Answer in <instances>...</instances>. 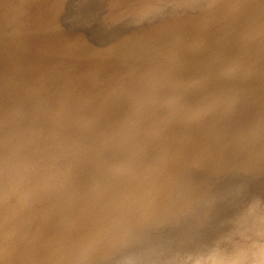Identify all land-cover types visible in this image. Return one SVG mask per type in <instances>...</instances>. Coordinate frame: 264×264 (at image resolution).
<instances>
[{
    "label": "rangeland",
    "instance_id": "1",
    "mask_svg": "<svg viewBox=\"0 0 264 264\" xmlns=\"http://www.w3.org/2000/svg\"><path fill=\"white\" fill-rule=\"evenodd\" d=\"M112 1L116 4L115 0H0V264H167V262L173 257H186L190 255L192 256L196 252L202 253V250L205 247H207L208 249H204V252L206 251V253H203L202 255L209 253L216 247H223L222 249L226 253L231 254L237 250H246L248 252H252L258 246L264 245V125L263 127H261L260 125H256L259 123L261 124V122L264 121L262 120L264 118L261 117L264 115V68L262 65V63H264V52H261L264 51V45L258 44L259 49H254V51L252 50V48L249 49L252 42L262 39L264 40V4H262L264 3V1L221 0L219 2L218 0H214V3H212L213 0H177L178 3H176V0H174V4V1L171 3L172 0H162L163 3H160L162 4V6H159L158 2L161 0H151L152 2L156 1L157 5L146 0L147 3L150 2L149 5L145 4L146 2L143 3V5H145L143 7L147 8L145 10L142 7L145 12L147 11L146 13H142L143 10L141 11L140 9L142 8L140 7L139 10L137 9L141 1L137 2L135 0V2H131L132 0H125V3L126 1H129V4H125L124 0H120L121 3L119 2V0H116L120 5L124 3L125 5L123 4V6H117V4L114 6ZM249 2H251L252 7L250 6V4H248ZM135 3H137V7L135 6ZM167 3L169 4V6L167 5ZM218 3H220L219 5L221 7L217 5ZM151 4L156 6L154 7ZM110 5H113L114 7L112 6L110 8ZM164 5L167 6L165 7ZM147 6H150L151 9H154L148 11ZM169 7H171L172 9H169ZM211 7L214 10L216 9L217 12L212 10ZM121 8L123 12H119V10L121 11ZM174 8L177 10H175ZM252 8L253 10H255V12H251ZM223 9H226V14L224 12V15H222L224 11ZM230 9L233 10L230 11ZM125 10L127 14L128 11L130 12L126 18H124L126 15V13H124ZM218 10H220L222 14L218 13ZM133 11H140V13H142L140 16L143 15L142 18L140 16L135 17L133 14L135 12ZM203 11H207V15ZM161 12H163L164 14ZM201 13L203 16L207 17H203L201 19H205V22L207 19L208 22L204 23V21L200 19V17H202L200 16ZM251 13L254 15V17L250 19V16L252 15ZM108 14L109 16L112 15L113 20L117 17L115 20H118L119 22L115 20H109V18L111 17H107ZM135 14L137 16L139 15L137 14V12ZM146 14L148 15V18L146 17ZM119 15L123 17L120 20L118 19ZM186 15L188 16L187 18L191 23L187 20L186 21L188 22V24L185 23V19L187 18L184 16ZM196 15L200 16L198 19L203 22L201 23L202 25H206V28L205 26L200 25L199 20L195 21V18L197 19ZM214 15L215 17H213ZM128 16H134V18L131 19L132 17L129 18ZM154 16L155 20L153 18ZM172 16H174V18ZM189 16H192L194 19H191V17L189 18ZM218 16H223L221 17L222 22L219 21L220 17ZM229 16L231 17V19ZM149 17H151V19H153L154 21L151 20L150 23V21H148L150 20ZM55 18L56 20L54 21L53 19ZM107 18L109 20V23L112 22L111 24L113 25H111V27L109 28L111 29L113 27L110 30L111 32L109 31V29H105L109 24ZM127 18L129 21L131 19V26L134 24V26L132 27L133 29L130 28L131 26L129 27L128 20H126L128 26L125 24V19ZM178 18H181V20L185 22L182 23L178 20L176 21V19ZM212 18H214V20H211ZM156 19L159 23H161V25L157 23ZM168 19L169 21L167 24L166 21ZM227 19L228 21L230 20V22H227V25H225ZM51 20H53L55 23ZM160 20H164V22H162H166L168 26L163 24ZM191 20L194 21L192 22ZM217 20L220 22L219 28ZM236 20H238V22L240 20V22L238 23ZM172 21L174 22L171 23ZM136 22H138L137 25L135 24ZM139 22L144 25H141L142 27L139 26ZM169 22L174 26H176L175 23L179 24L180 26H176V30L179 29V32L175 31V28L172 29V25H169ZM180 23H182L183 25L186 24L185 26L188 25L189 28H192L194 30H192L193 33L192 31H190L188 26L186 28H188L189 30L183 28L182 24ZM194 23L198 28H201L202 30L195 29L197 27L193 26L195 25ZM38 24L40 25L37 26ZM114 24H117L118 26H114ZM147 24H149L150 28L152 25L155 26L156 24H158V29L155 26L158 32L164 30V28L166 30L167 28L168 32L167 30L166 32L164 31L162 33L164 34L163 36L160 32L162 40L161 38L159 40H161L160 42L164 45V47L158 40L160 36L158 37L156 33L154 36V32L157 31L154 28L149 29V26ZM221 24L223 26L222 28L224 29L223 32H221L222 29H220ZM231 24L233 25L232 27ZM243 24L246 25V27ZM122 25H125L124 28ZM214 25L217 26V31L213 30L215 27ZM144 26L148 27V30H146ZM161 26L163 28L162 30ZM181 26L182 30L180 29ZM207 26L209 27V29H207ZM226 26H229V28L231 27V29L228 28V30H231V32L226 30ZM116 27H118V32L116 30ZM121 27L122 30H119V28L121 29ZM168 27L170 28V30ZM242 27L244 28V30L242 29ZM128 29H130L131 32L130 30L129 32H126L128 31ZM152 29L155 31L153 32ZM184 29L186 30V32L189 31L190 33L189 34L187 32L189 36V38L187 39L189 40L191 36V40H194V43L190 40L191 42L188 44L189 41L186 39L187 36L184 35L185 32H181L184 31ZM104 30H106L107 32ZM197 30L199 31V33L197 32ZM225 30L227 36L224 32ZM36 31L37 33L32 35V32L35 33ZM147 31H151L152 33L150 32L151 34H148ZM205 31H207V35ZM112 32H115L116 34ZM140 32H144L146 35H144V33L143 35L145 37L147 36V38L143 36L142 39L139 37L141 41L143 39H148V36L151 38L145 40V42H142V46L141 44H138L140 40L138 41L137 38L138 36L142 35ZM174 32H177L178 35L177 33L174 34ZM227 32L233 35H228ZM119 33L121 34V36L119 35ZM222 33L224 37L226 36L225 38L223 36L220 37ZM109 34L111 37L109 36ZM127 34L129 36H127ZM123 35L127 37H124ZM130 35L134 38L133 42L130 41V45H128L129 43L125 44L126 42L124 40L123 43H120L121 39L123 38H127V40H125L129 42L128 37H131ZM173 35H177L178 37L182 36V38H184L183 35L185 36V44L187 45V47L190 45L192 48V52H190V46V49L186 48L187 51L185 48H183L184 51L189 54L188 56L186 53V55L184 54L182 49L181 51L183 54L179 57V55L181 54L178 53L180 51L179 47H182V45L183 47H186L184 46L185 40H183L181 37L180 39L177 36L176 38L174 36L175 39H173ZM193 35L195 36V38ZM210 35L211 37L216 36V38L212 37L211 41H209ZM163 37H166L167 39H163ZM154 39H157L156 41L158 43L154 42ZM169 39L171 42L169 41ZM179 39L180 42L176 41V45H174V40ZM216 39H218L219 42L216 41ZM223 39H226V41H224ZM118 40L120 44L125 45V48L122 45L123 47L122 49H119V52L118 48L120 44L116 43L118 42ZM165 40L169 42H165ZM220 41L222 42V44ZM177 42H179V45ZM223 42L225 45L223 44ZM136 43L142 49L140 47L138 48V46H136ZM168 43H171L174 46L171 47ZM195 43L197 44V46ZM201 43L203 46L201 45ZM110 44L113 46L115 44H118V46L116 45V47L112 46V48L115 49L118 47L116 49V52L112 51V48L109 47L111 46ZM192 44L195 45L192 46ZM254 44L255 43H253L252 45ZM126 45H128L127 49ZM214 45L219 46V49L221 47L222 50L217 49ZM223 45L226 46V49ZM157 47H161L159 50L160 53L162 52L161 54L158 52ZM107 48H109L110 50H107ZM123 48L127 51L129 50V48L130 50L132 49L131 53L133 52V54H129L128 52H130V50L127 52ZM143 48H145L146 50ZM170 48H172V50H169L170 52H173L172 54L168 51V49ZM212 48H214L215 51H213L214 49ZM91 49H93L94 52ZM134 49L136 53L133 51ZM176 49L179 50L178 52H176L178 53V56L176 53L174 54V51H177ZM121 50L124 54H121ZM210 50L213 55H211ZM140 53L142 54L140 55ZM148 53L151 54L149 55ZM165 53H168L169 55L171 54L170 56L174 54L175 58H173L174 55L172 56V58H169V55L167 54L166 56H164L163 54ZM216 53L218 55L220 54V56L218 57ZM252 53L255 55L253 56ZM108 54H112L113 58ZM259 54L261 56H259ZM132 55L134 57L135 55H137V59H134ZM159 55L162 58L167 57L166 60L161 61L164 59H162ZM143 57L145 59H151H147L148 61H145L142 60ZM152 57L155 58V61H152L154 60ZM189 57L192 58V60L194 59L195 62H193ZM252 57L255 60L251 59ZM156 58L160 61H156ZM104 61L108 62L105 63ZM190 61H192L193 64ZM239 61H242L243 63H240ZM248 62L251 63L249 64ZM255 63L257 66L255 65ZM157 64L159 66H155L154 68V65ZM249 65H251L250 68ZM170 66L173 67L174 70L173 68H169ZM215 66L218 67L215 68ZM152 69L153 71L152 73H150ZM166 71L169 72L166 73ZM143 74L146 76H144ZM168 74H170V76H168ZM104 75L106 77L109 75L110 78H106ZM256 75H261V79L263 78V83H260V85L262 84L260 87H258L259 82H261L262 80L258 81L259 77H257ZM253 77L254 79H252ZM256 78L257 83L254 82ZM122 79L123 81L121 82ZM115 80H117L118 82ZM150 80L152 81V83ZM165 81L168 83V86ZM153 82L155 84H153ZM232 82L234 84V88L233 86L231 88V85H229L232 84ZM243 82L247 83L245 84ZM251 82H254L253 85H247ZM102 83L104 84L105 88ZM178 83L180 84V86ZM240 83L241 86L239 85ZM147 84L150 86L152 85L153 87L151 86L150 88V86H148ZM242 84L244 86L246 85L247 87H242ZM256 84L258 85L256 86ZM113 85L115 87H113ZM181 85H183V87H181ZM100 86L102 89H100ZM107 86L112 89L111 90L108 88V90H111V92L113 91L115 95L113 94V92L111 93L109 91V93L108 90H106ZM111 86L113 88L117 87L115 91ZM98 87L101 91L103 89L105 90L101 92L98 90ZM148 87L149 89H147ZM176 88L179 91H177ZM150 89H152L153 91H150ZM161 89L163 90L162 92ZM95 90H98V92H95ZM116 90L119 91L117 92ZM185 92L187 94H185ZM105 94L109 95L106 96ZM91 96L96 98L94 99ZM150 96L152 97L151 99H149ZM89 97L91 103L88 102ZM110 97H114L116 101L112 98L109 99ZM144 97L145 99H142ZM179 98L181 99L179 100ZM168 99L172 100L168 102ZM175 99L178 100L176 101ZM239 99L246 100H242L241 102L238 101ZM138 100L142 101V105L140 102H138ZM174 100L177 102L178 106L175 104ZM86 101L91 104V108ZM189 101L191 102L189 103ZM113 102L116 103L114 105L115 107L113 106ZM118 102L122 107L119 106ZM121 102L123 105L121 104ZM134 103L136 104V106ZM186 103L188 104L187 106L184 105ZM124 104L126 107H124ZM137 104H140L144 108H146V106L148 105L147 109L143 108L147 112H144V114H146L144 115V118L141 117L143 116L141 114L144 110L142 111V107L140 105L138 106ZM172 104L173 106L175 105V107L171 106ZM243 104L246 105L244 106ZM117 106H119V108ZM129 106H132L131 108H134V115L132 110L127 108ZM249 106L251 109L248 110L247 108H249ZM170 107L172 109H170ZM231 107L233 108V111H230L232 110ZM88 108L89 111H92V113L88 112ZM113 108L114 112H116L117 116H119L115 117V115H111L112 119H110L111 116L107 115L106 111L107 113L108 111H110L111 113L113 110L111 111L110 109ZM135 108L139 111V113L135 110ZM242 108H245L247 110H242ZM129 110L130 114L135 119L133 117H130L131 115L129 114ZM238 110H240V112ZM253 110H255L256 113H259L260 111V115L263 112V115L261 116H259V114L257 113L260 118L255 114V117H258L261 122L258 120V118L254 121L255 117H252V115H254L255 111ZM94 111L96 114H94ZM117 111H119V113ZM122 111L125 114L124 116L122 115ZM245 111H247L248 113L251 112L249 118L247 115L248 113L246 112V114ZM81 113L84 115L80 116ZM174 113L175 116L173 115ZM99 114H101V117L103 115V119L100 118ZM120 114L125 118L129 117L131 121L123 117L122 118L124 120H120L122 119L120 118ZM150 114H153V116H151ZM219 114H221L222 116H219ZM225 114L227 117L225 116ZM106 115L110 117L108 118ZM135 116H139L140 118L137 117L136 119ZM223 117L225 118L223 119ZM251 117L253 118L254 123ZM78 118H80L81 120H79ZM107 118L108 122L106 121ZM233 118H235V120H233ZM245 118H247L248 120ZM98 119L100 121L97 122ZM132 119L134 120V122L132 121ZM237 119H239V121H237ZM87 120H89L90 122ZM93 120L95 121L93 122ZM126 120H128V122ZM143 120H145L144 123ZM179 120L181 124L177 123ZM159 121L161 123H159ZM220 121H222L221 124H219ZM249 121L252 122L250 123ZM95 122L97 123V127ZM120 122L123 123V130L128 128L126 131L123 132V130L120 128L122 125ZM104 123H108L107 125L109 127ZM110 123L111 125H109ZM246 123L250 124L248 126L249 128L246 127ZM100 124H103V126H101ZM216 124L218 125L216 126ZM262 124H264V122ZM93 125H95V127H93ZM128 125H130L129 127L131 128L132 132H130V128L128 127ZM206 126L208 128H205ZM212 126L213 128H211ZM253 126L255 127L253 128ZM153 127L155 128L153 129ZM255 128L257 130H255ZM103 129L104 131H102ZM105 130L107 131L106 136H104ZM203 130L204 132H202ZM111 131L113 132L112 139L110 137L111 133L110 136H108V132ZM197 131L201 132L202 134H198ZM76 133H78V135ZM196 133L198 135H196ZM99 134L101 136L103 134L102 138L99 136ZM208 135L210 136V139ZM230 135L232 138L230 137ZM75 136L77 137V139ZM108 137H110V142H107ZM67 138H69V140H71L72 138L71 141H75L76 143L72 142L71 144L74 143L72 146L71 144H67L68 142H71L69 140L67 141ZM105 138L107 139V143L104 142ZM118 139L122 143L119 142ZM127 139L129 140V142ZM64 140H66L67 143ZM76 140L81 142V145ZM77 143L82 147V149L85 148V151H80L82 150L80 146V148L78 147L79 150L76 147L78 150L77 151L76 148H74L75 146H78ZM186 143L189 144V146ZM209 143L211 144L209 145ZM214 143L217 145H219L220 143L221 144L218 146V148ZM237 144H239L238 146H240L241 148L237 147ZM60 145H67L69 147L71 146V148L66 146V149L64 147L63 151H66L69 148L70 152H74L72 154L73 158H75L76 160H73L70 152L64 151V153H62L61 148L63 147H60ZM138 145H140L141 147H138ZM135 147L138 149L135 150ZM143 147L145 150L143 149ZM74 150L77 154L79 151L82 152L81 155L79 153L78 155L80 156H77ZM52 152L53 155L55 154V152L56 154L59 152V155L55 154L54 156L60 157V159L66 158L65 160L62 159L66 163L63 164L62 160V162L56 161L55 159H59L57 157H53L54 160L53 158L51 159L52 155L50 154H52ZM125 152H128V154ZM186 152H188V154H186ZM99 153L101 155H99ZM105 153H107V156H105ZM198 154L200 155V157ZM67 155L71 156L72 159ZM102 156L103 158H105V160L101 158ZM67 157H69L70 160ZM215 157L217 158V160ZM33 158H37L38 160L42 161L44 167L46 166L45 164H47V166H50L51 168H53V170L56 166L59 165L58 163H62L57 167L58 169H55H57L56 171H58V175L59 173L60 175H62L63 173V175L58 176L57 174H55L56 171L55 173L53 170L51 171L50 167H46L47 170H43L44 167L42 166L43 168L40 169L41 166L37 167L36 165H34V162L37 159H34L32 161ZM48 158L50 159V161L54 162V167H52L53 165L51 166L53 162H50L49 164L44 163L47 161L49 162V160H46ZM131 158L133 159L131 160ZM200 158L204 159L202 160ZM212 158H214V160ZM97 160L99 163H95L93 165V161L96 162ZM126 160L128 161L126 162ZM55 161L57 162V165L55 164ZM220 161H222V163ZM60 166L63 172L62 170L61 172H59ZM39 170H41L40 172H42V170L44 172L48 171V175L44 172H42L43 174H40L42 176L45 174L43 178L41 176L42 180L45 179L44 181H42L44 183L40 182L41 178L40 175H38L40 172H37ZM108 171L110 172L108 173ZM128 172H130L131 174L129 173L128 175ZM157 180L158 182L156 183L155 181ZM38 181L40 182V185L45 184L44 187L46 188H44V191H42L43 186L41 187ZM61 181L64 182L66 188L68 186L69 187L67 189H64V184L61 183ZM48 182H52V185ZM72 182H76V185L70 186L69 184H72ZM117 182L119 185L117 184ZM47 183L48 185H50L49 187L46 186ZM60 184L62 186H59ZM33 185L41 187L40 189L42 190L40 191V194L35 196H31L26 193L20 194L23 192V190L25 191L27 189H33V187L37 188ZM53 185L56 186V189L58 187V190H55ZM60 187H62L64 191ZM148 187H150V189ZM59 189H61V191ZM149 193L154 196H150ZM18 196L22 201L25 200V202L20 201V204L22 205L17 202L20 200L17 198ZM151 197L152 199H150ZM96 199H98L100 203L98 202L97 204L98 200ZM141 199L143 200L141 201ZM246 199L247 201H245ZM74 200H76V202L78 200L80 201H78L76 204L74 203ZM140 202L142 203L141 205ZM24 203L25 205H23ZM65 204L66 208L68 209L69 207H71L70 209H72L73 207L74 208L72 210L69 209L70 211L66 210ZM67 204L69 205L68 207ZM100 204H102V206H100ZM155 204L156 206H154ZM86 205L88 206V209ZM96 205H99L100 207H97ZM150 207L151 209H149ZM92 208L94 209L92 210ZM127 209L129 213L126 212ZM93 211L96 212L94 213ZM103 214L105 217L103 216ZM125 214L127 215L125 216ZM107 215L109 217H107ZM98 217L101 218L102 221ZM102 217L104 220L102 219ZM147 217L150 219H147ZM109 218L111 219V221ZM123 219L124 221L122 222ZM136 221H143L146 224L140 222L141 225H139L138 222V224H136ZM103 222H106L105 225H103ZM110 222L113 223L114 226L112 225L111 227ZM151 223L152 226L150 225ZM100 225H102L101 227H104L105 231L107 230L106 232L109 238L107 237L106 232L102 231L104 229L100 228ZM142 225H144L145 227ZM106 227L108 228L106 229ZM114 227L115 229L113 231ZM125 227L127 228L125 229ZM129 228H132V230H130ZM97 230L100 231L102 235L98 233ZM116 230L117 232L115 233ZM130 232H132L131 234L134 238L131 236ZM121 233L123 234L121 235ZM99 234L101 237H99ZM128 236L130 237L127 238ZM230 236L232 240L230 239ZM202 238H205V242H203V240H199ZM108 239L113 240L110 241ZM128 239L131 240L129 241ZM84 240H86V242ZM228 241L231 243H229ZM76 242L77 245L75 244ZM226 243H228V245H226ZM117 244L121 249H119ZM195 244L198 245L196 246ZM88 246L90 247L89 249ZM202 246L204 247L202 248ZM114 250L116 251V253ZM58 251L60 253H58ZM108 251L110 252L108 253ZM198 253L195 254V256L198 255ZM201 253L199 255H201ZM150 256L152 258H150Z\"/></svg>",
    "mask_w": 264,
    "mask_h": 264
},
{
    "label": "bare ground",
    "instance_id": "2",
    "mask_svg": "<svg viewBox=\"0 0 264 264\" xmlns=\"http://www.w3.org/2000/svg\"><path fill=\"white\" fill-rule=\"evenodd\" d=\"M108 1H109V0H108ZM129 1H131V0H129ZM129 1H126V3L129 4V3H128ZM133 1L135 2V0H132L131 2H133ZM136 1H137V2H138V1L140 2V1H141V2H142V3L140 2L141 4L139 3V6H138V8H137L138 10H139L140 8H142L143 6H145V5H143V3H145V2H146L145 4H148V5H149L150 2H151V3H154V4L157 5V2H156V1H155L156 3H155V2H152L153 0H152V1H151V0H147V1H150L149 3H147L146 0H136ZM157 1H159V0H157ZM163 1H164V0H163ZM166 1H168V0H166ZM173 1H174V0H172L171 3H172ZM178 1H179V0H178ZM181 1H182V0H181ZM186 1H187V0H186ZM194 1H195V0H194ZM196 1H198V0H196ZM211 1H212V0H211ZM218 1L220 2L221 0H218ZM263 1H264V0H263ZM115 2H116V4H117V6L120 5L119 2L121 3L120 0H119L118 3H117L116 0H115ZM122 2H123V1H122ZM183 2H184V1H183ZM188 2H189V1H188ZM201 2H202V1H201ZM222 2H223V1H222ZM228 2H229V1H228ZM112 3H113L114 6L116 5L113 1H112ZM112 3H111V4H112ZM124 3H125V0H124ZM124 3H122L120 6H123ZM126 3H125V4H126ZM158 3H159V4H158L159 6H160V5L162 6V4H160V3H163V2H162V0H161V1H159ZM168 3H169V2H168ZM168 3H167V5L169 6ZM176 3H178L177 0H176ZM179 3H180V2H179ZM189 3H190V2H189ZM204 3H205V2H204ZM212 3H214V0H213ZM212 3H211V4H212ZM216 3H217V1H216ZM241 3H242V2H241ZM245 3H246V2H245ZM261 3H262V1H261ZM125 4H124V5H125ZM135 4H136V5H135ZM135 4H134V5L137 7V3H135ZM164 4H166V3H164ZM174 4H175V1H174ZM185 4H186V2H185ZM219 4H220V3H218L217 5H219ZM238 4H240V3H238ZM248 4H250V6H251V2H249ZM254 4H255V3H254ZM262 4H264V3H262ZM113 5H112V6H113ZM151 5H153V4H151ZM156 5H153V6L155 7ZM167 5H166V6H167ZM226 5H227V4H226ZM226 5H225V7H226ZM257 5H258V4H257ZM112 6L110 5V8H111ZM114 6H113V7H114ZM159 6H158V7H159ZM164 6H165V5H164ZM166 6H165V7H166ZM172 6H173V5H172ZM194 6H195V5H194ZM215 6H216V5H215ZM219 6H220V5H219ZM227 6H228V5H227ZM229 6H230V5H229ZM241 6H242V5H241ZM248 6H249V5H248ZM108 7H109V5H108ZM139 7H140V8H139ZM147 7H148V6H147ZM217 7H218V6H217ZM220 7H221V6H220ZM220 7H219V8H220ZM245 7H246V6H245ZM245 7H244V9H245ZM251 7H252V6H251ZM110 8H109V9H110ZM143 8H144L145 10L147 9V8H145V7H143ZM143 8L140 9V10L142 11ZM149 8H150V6L148 7V11H151L152 9H154V8H152V9H151V8L149 9ZM170 8H171V7H169V9H170ZM188 8H189V7H188ZM193 8H194V7H193ZM239 8H240V7H239ZM260 8H261V7H260ZM260 8H259V9H260ZM263 8H264V7H263ZM123 9H124V8H123ZM125 9H126V8H125ZM158 9H159V8H158ZM171 9H172V8H171ZM174 9H175V8H174ZM190 9H191V8H190ZM211 9H212V7H211ZM221 9H222V8H221ZM248 9H249V8H248ZM256 9H258V8H256ZM126 10H127V9H126ZM126 10L124 11V13H126ZM161 10H162V8H161ZM166 10H167V8H166ZM175 10H177V9H175ZM183 10H184V9H183ZM183 10H182V11H183ZM192 10H193V9H192ZM202 10H203V9H202ZM207 10H208V8H207ZM209 10H210V9H209ZM212 10H214V9H212ZM223 10H224V9H223ZM225 10H226V9H225ZM225 10L223 11V14L220 12V10H218V13H221L222 15H224ZM231 10H233V9H230V11H231ZM263 10H264V9H263ZM153 11H154V10H153ZM155 11H156V9H155ZM155 11H154V12H155ZM171 11H172V10H171ZM179 11H180V10H179ZM214 11H216V9H215ZM234 11H235V10H234ZM234 11H232V12H234ZM241 11H242V10H241ZM246 11H247V9H246ZM246 11H245V12H246ZM252 11L255 12V10H253V8H252L251 12H252ZM108 12H109V10H108ZM119 12H123L122 8H121V11L119 10ZM133 12H135V11H133ZM133 12H132V13H133ZM136 12H137V14H139L138 16L135 14ZM136 12L133 13L134 16H135V17H139L142 13H146L147 11L145 12V11L143 10L142 13H140V11H139V12L136 11ZM164 12H165V11H164ZM203 12L206 13V15H207V11H206V12L203 11ZM208 12H209V11H208ZM216 12H217V11H216ZM236 12H237V11H236ZM256 12H258V11H256ZM129 13H130V12L128 11V14H129ZM149 13H150V12H149ZM156 13H157V11H156ZM161 13H163V12H161ZM166 13H167V12H166ZM249 13H250V12H249ZM260 13H261V12H260ZM119 14H122V13H119ZM128 14L126 13L125 17H124V14H123V17L126 18ZM158 14H159V11H158ZM163 14H164V13H163ZM175 14H176V13H175ZM175 14H174V15H175ZM188 14H189V13H188ZM199 14H200V13H199ZM225 14H226V12H225ZM233 14H235V13H233ZM240 14H242V13H240ZM251 14H252V13H251ZM255 14H256V13H255ZM261 14H262V13H261ZM181 15H182V14H181ZM219 15H220V14H219ZM237 15H238V14H237ZM245 15H246V14H245ZM252 15H253V14H252ZM252 15H251V16L249 15V16H250V19L254 17V15H253V16H252ZM258 15H259V14H258ZM258 15H257V16H258ZM49 16H50V15H49ZM108 16H109V14L107 15V17H108ZM134 16H133V17H132V16H128V17H129V18L132 17L131 19H133ZM142 16H143V15H142ZM142 16H140V17L142 18ZM147 16H148V15L146 14V17H147ZM150 16H152V15H150ZM155 16H157V15H155ZM155 16L153 17L154 20H155ZM169 16H170V15H169ZM175 16H176V15H175ZM196 16H197V15H196ZM200 16H202V17H200ZM200 16L198 15V16H197V19L195 18V21H196V20H199V19H198L199 17H200V19L203 18V17H206V16H203L202 13H201ZM211 16H212V15H211ZM226 16H227V15H226ZM226 16H224V17H226ZM242 16H243V15H242ZM109 17L112 18V15H110ZM115 17H116V16H115ZM115 17H114V18H115ZM119 17H120V18H119ZM123 17H122L121 15H119V16H118V19L120 20V19L123 18ZM172 17L174 18V16H172ZM182 17H183V16H182ZM184 17L187 18L188 16L186 15V16H184ZM190 17H191V19L193 18L192 16H189V18H190ZM194 17H195V16H194ZM213 17H215V15H214ZM218 17H220V16H218ZM221 17H223V16H221ZM221 17H220L219 21H221V19H222ZM229 17H230V16H229ZM246 17H247V16H246ZM103 18H104V17H103ZM111 18H109V20H113V18H112V19H111ZM116 18H117V17H116ZM116 18H115V19H116ZM147 18H148V17H147ZM157 18H158V17H157ZM160 18H161V17H160ZM206 18H207V17H206ZM216 18H217V17H216ZM227 18H228V17H227ZM48 19H50V18H48ZM115 19H114V20H115ZM131 19H130V21L128 20V18L125 19V24H126V25L128 24L127 21H126V20H128V22H129V27L131 26V23H130V22H131ZM138 19H139V18H138ZM149 19H150V20H148V21H150V23H151V20H153V19H151V17H149ZM158 19H159V18H158ZM166 19H167V18H166ZM193 19H194V18H193ZM228 19H229V18H228ZM228 19H227V21L225 22V25H227V24H226L227 22H230V20L228 21ZM230 19H231V17H230ZM232 19H234V18H232ZM239 19H240V18H239ZM242 19H243V18H242ZM244 19H245V18H244ZM259 19H260V18H259ZM53 20L55 21L56 18L53 19ZM53 20H51V21H53ZM109 20H108V18H107L108 23H109ZM114 20H113V21H114ZM142 20H143V19H142ZM146 20H147V19H146ZM154 20H153V21H154ZM156 20H157V19H156ZM164 20H165V19H164ZM164 20H162V21L164 22ZM172 20H173V19H172ZM177 20H178L179 22H182V23L185 22L186 20H187L188 22H190V20H188V18L185 19V21H182L181 18L176 19V21H177ZM201 20H202V19H201ZM204 20H205V19H204ZM204 20H202V21H204ZM209 20H210V19H209ZM211 20H214V18H212ZM223 20H224V19H223ZM253 20H255V19H253ZM54 21H53V22H54ZM115 21L119 22L118 20H115ZM160 21H161V20H160ZM162 21H161V22H162ZM168 21H169V19L166 21L167 24H168ZM176 21H175V22H176ZM187 21L185 22L186 24H188ZM191 21H192V20H191ZM193 21H194V20H193ZM193 21H192V22H193ZM199 21H200V20H199ZM199 21H197V22H199ZM217 21H218V20H217ZM219 21H218V28H219V24H220ZM232 21H233V20H232ZM236 21L238 22V20H236ZM248 21H249V20H248ZM122 22H124V21H122ZM140 22H141V21H140ZM140 22H139V23H140ZM143 22H144V21H143ZM163 22H162V23H163ZM166 22L163 23V24H165L166 26H168V25L166 24ZM173 22H174V21H172L171 23H173ZM179 22H178V23H179ZM206 22H208L207 19H206ZM206 22L204 21V23H206ZM212 22H213V21H212ZM215 22H216V21H215ZM221 22H222V21H221ZM234 22H235V21H234ZM234 22H233V23H234ZM239 22H240V20H239ZM239 22H238V23H239ZM241 22H242V21H241ZM246 22H247V21H246ZM254 22H255V21H254ZM256 22H257V21H256ZM54 23H55V22H54ZM111 23H112V22H111ZM111 23H109V24L107 25V28H105V29H109V28L111 27V25H112ZM141 23H142V22H141ZM141 23L139 24V26L144 25V24H141ZM152 23H154V22H152ZM157 23H159L158 20H157ZM169 23H170V22H169ZM171 23H170L169 25H172ZM182 23H180V24H182ZM190 23H191V22H190ZM201 23H203V22L200 21V25H202ZM213 23H214V22H213ZM213 23H211V24H213ZM223 23H224V21H223ZM238 23H237V25H238ZM249 23H250V22H249ZM252 23H253V22H252ZM263 23H264V22H263ZM120 24H121V23H120ZM122 24H124V23H122ZM135 24L137 25L138 22H136ZM159 24L161 25V23H159ZM163 24H162V26H163ZM175 24H176V26L179 25V24H177V23H175ZM186 24H185V25H186ZM194 24H195V23H194ZM247 24H248V23H247ZM254 24H255V23H254ZM39 25H40V24H38L37 26H39ZM116 25H117V24H114V26H116ZM147 25L149 26V24H147ZM157 25H158V24H156L155 26H156L157 29H158V26H157ZM185 25L182 24L183 28L188 29L189 26L187 25L188 28H186L187 26H185ZM192 25H193V24H192ZM197 25H198V24H197ZM216 25H217V24H216ZM225 25H224V27H225ZM234 25H235V24H234ZM237 25H236V26H237ZM239 25H240V24H239ZM243 25H244V24H243ZM252 25H253V24H252ZM49 26H50V21H49ZM112 26H113V25H112ZM117 26H118V25H117ZM122 26H123V25H122ZM124 26H125V25H124ZM124 26H123V28H124ZM127 26H128V25H127ZM133 26H134V24H133L130 28L133 29V28H132ZM145 26H146V25H145ZM145 26H144V27H145ZM152 26H153V27H152ZM152 26H151V28H154V29L156 30V27H155L154 25H152ZM162 26H161V30L163 29ZM173 26H174V25H172V29L175 28V31H178V30H179V29L176 30V26H174V27H173ZM179 26H180V25H179ZM182 26H181V28H180L181 30H182ZM184 26H185V27H184ZM193 26L197 27L196 24L193 25ZM202 26H205V28H206V25H205V24L202 25ZM214 26H215V25H214ZM214 26H213V27H214ZM229 26H230V25H229ZM229 26H226L227 29H226V28H225V29H226L227 31H230V32H231V30H228ZM232 26H233V25L231 24V27H232ZM244 26L246 27V25H244ZM247 26H248V25H247ZM249 26H250V25H249ZM129 27H128V28H129ZM136 27H137V26H136ZM141 27H142V26H141ZM213 27H212V28H213ZM215 27H216V29H215ZM215 27H214L213 30H214V31H217L218 28H217V26H215ZM222 27H223V26H222V24H221V27H220V29H222L221 32H223V30H224ZM231 27H230L229 29H231ZM234 27H235V26H234ZM237 27H238V26H237ZM258 27H259V26H258ZM19 28H20V27H19ZM112 28H113V27H112ZM112 28H111V29H112ZM114 28H115V27H114ZM117 28H118V27H116V30H117ZM151 28H150V26H149V29H151ZM159 28H160V27H159ZM168 28H169V27H168ZM212 28H210V29H212ZM238 28H239V27H238ZM15 29H16V28H15ZM17 29H18V28H17ZM24 29H25V28H24ZM30 29H31V28H30ZM33 29H34V28H33ZM33 29H32V30H33ZM111 29H109V31H110ZM126 29H127V28H126ZM139 29H140V28H139ZM142 29H143V28H142ZM145 29L148 30V27H145ZM172 29H171V30H172ZM185 29H184V31H181V32H185V34H184V33H183V34L187 36V37H186V39H187V38H189V36H188L189 31H187V32H188V33H187ZM189 29H190V31L193 30L192 28H189ZM189 29H188V30H189ZM195 29H199V30H200L201 28H198V27H197V28H195ZM207 29H209L208 26H207ZM234 29H237V28H234ZM234 29H233V30H234ZM240 29H241V28H240ZM242 29L244 30L243 27H242ZM242 29H241V30H242ZM246 29H247V28H246ZM261 29H263V28H261ZM20 30H21V29H20ZM32 30H31V31H32ZM38 30H39V29H38ZM113 30H115V29H113ZM119 30H122V27H121V29L119 28ZM129 30H130V29H128V31H126V32H129ZM155 30L152 29L153 32H154ZM166 30H167V28H166ZM166 30H165V28H164V30L160 31L162 36L164 35V34H162V33H163L164 31L166 32ZM169 30H170V28H169ZM201 30H202V29H201ZM213 30H212V31H213ZM226 30L224 31L225 34H226ZM243 30H242V31H243ZM27 31H28V30H27ZM31 31H30V34H31ZM104 31H106V30H104ZM123 31H124V30H123ZM139 31H140V30H139ZM141 31H142V30H141ZM143 31H145V30H143ZM156 31H157V32H154V36H155V33H156L157 36L159 37V36H160V32H158V30H156ZM193 31H194V30H193ZM193 31H192V33H193ZM210 31H211V30H210ZM219 31H220V30H219ZM239 31H240V30H239ZM239 31H238V32H239ZM106 32H107V31H106ZM110 32H111V31H110ZM110 32H109V33H110ZM117 32H118V30H117ZM130 32H131V30H130ZM147 32H148V31H147ZM150 32H151V31H149L148 34H149ZM167 32H168V30H167ZM172 32H173V31H172ZM178 32H179V31H178ZM197 32L199 33L198 30H197ZM202 32H203V31H202ZM206 32H207V31H205V33H206ZM247 32H248V31H247ZM257 32H259V31H257ZM26 33H27V32H26ZM26 33H25V34H26ZM36 33H37V31H36L35 33L32 32V35H33V34H36ZM112 33H115V32H112ZM132 33H133V32H132ZM140 33H141V32H140ZM143 33H144V32H143ZM143 33H141V34H142L141 36H138V37L136 36V37L138 38V41H139V40L141 41L142 37H143L144 35H146L145 33H144V35H143ZM151 33H152V32H151ZM151 33H150V34H151ZM175 33H177V32H174V34H175ZM186 33H187V34H186ZM215 33H217V32H215ZM227 33H228V32H227ZM242 33H243V32H242ZM263 33H264V32H263ZM110 34H111V33H110ZM110 34H109V36H110ZM115 34H116V33H115ZM135 34H136V33H135ZM158 34H159V35H158ZM167 34H170V33H167ZM189 34H190V33H189ZM210 34H211V33H210ZM213 34H214V33H213ZM230 34H231V33H230ZM230 34L228 33V35H230ZM236 34H237V33H236ZM257 34H258V33H257ZM257 34H256V35H257ZM261 34H262V32H261ZM22 35H23V34H22ZM26 35H28V34H26ZM119 35L121 36L120 33H119ZM132 35H133V34H132ZM165 35H166V34H165ZM177 35H178V33H177ZM177 35H176V36H177ZM179 35H180V34H179ZM181 35H182V33H181ZM184 35H183V37L185 38ZM195 35H196V34H195ZM197 35H198V34H197ZM200 35H201V34H200ZM206 35H207V33H206ZM206 35H205V36H206ZM211 35H212V34H211ZM211 35H210V39H209V41H211V38H212V37H215V38H216V36H212V37H211ZM232 35H233V34H231V36H232ZM28 36H29V35H28ZM30 36H31V35H30ZM112 36H113V35H112ZM123 36H124V35H123ZM127 36H129V35L127 34ZM127 36H124V37H127ZM130 36H131V35H130ZM151 36H152V35H151ZM154 36H153V37H154ZM157 36H156V37H157ZM174 36H175V35L172 36L173 39L176 38V36H175V38H174ZM193 36H194V35H193ZM202 36H203V35H202ZM202 36H201V37H202ZM205 36H204V37H205ZM221 36H223V33H222V35H220V37H221ZM226 36H227V34H226ZM226 36H225V37H226ZM231 36H230V37H231ZM258 36H259V35H258ZM96 37H97V36H96ZM110 37H111V36H110ZM116 37H117V36H116ZM139 37H140L141 39H139ZM144 37H145V36H144ZM153 37H152V39H153ZM167 37H168V36H167ZM177 37H178V36H177ZM180 37L182 38V36H180ZM180 37H178V38H180ZM217 37H218V36H217ZM223 37H224V36H223ZM225 37H224V38H225ZM233 37H234V36H233ZM256 37H257V36H256ZM22 38H23V37H22ZM112 38H114V37H112ZM128 38H129V39H128L129 42L126 41L127 38H123V39H121V42H120V43H123V40H124V41L126 42L125 44H128V43H129L128 45H130V41L133 42V41H134V40H133L134 38H133L132 36H131V37H128ZM130 38H131L132 40H131ZM137 38H136V40H137ZM145 38H147V36H146ZM160 38H161V40H162V37H161V36L158 38V40H159ZM169 38H170V37H169ZM181 38H180V39H181ZM184 38H182V39L185 40V41H184V46H186V47H183V45H182V47H179V46H178V47L180 48V51H181L183 48L186 49V48H189V46H190V45H189V46L187 47V45L185 44L186 39H184ZM194 38H195V36H194ZM218 38H219V37H218ZM227 38H229V37H227ZM97 39H98V38H97ZM108 39H109V38H108ZM117 39H118V38H117ZM125 39H126V40H125ZM148 39H151V38L148 36ZM148 39H145V40H148ZM163 39H167V38H166V37H163ZM173 39H172V40H173ZM180 39H179V40H174V43H175L174 45H176V41H179V42H180ZM199 39H200V38H199ZM246 39H247V38H246ZM145 40L143 39L141 42L139 41L138 44L140 45L142 42H145ZM154 40H155V39H154ZM156 40H157V39H156ZM156 40H155L154 42H157ZM161 40H159V42H160ZM187 40H188V39H187ZM190 40H191V36H190V39L188 40V41H189L188 44L192 41V40H191V41H190ZM195 40H196V39H195ZM203 40H205V39H203ZM207 40H208V39H207ZM220 40H221V39H220ZM223 40H224V39H223ZM243 40H244V39H243ZM243 40H241V41H243ZM249 40H250V39H249ZM151 41H152V40H151ZM169 41H170V39H169ZM169 41L165 40V42H169ZM193 41H194V40H193ZM193 41H192V42H193ZM200 41H201V40H200ZM216 41H218V39H216ZM224 41H226V39H225ZM263 41H264V40L262 39V40H257V41L252 42V43L250 42V43H251V45H250L251 47H250L249 49L252 48L253 51H254V49H255V50L259 49V45H264ZM146 42H148V41H146ZM154 42H151V43H154ZM162 42H163V41H162ZM165 42H164V43H165ZM170 42H171V41H170ZM179 42H177L178 45H179ZM181 42H182V40H181ZM197 42H198V41H197ZM205 42H207V41H205ZM218 42H219V41H218ZM220 42H221V41H220ZM96 43H97V42H96ZM116 43L120 44V43H119V40H118V42H116ZM157 43H158V42H157ZM172 43H173V42H172ZM193 43H194V42H193ZM209 43H210V42H209ZM213 43H214V41H213ZM253 43H255L256 45H255V44L252 45ZM111 44H112V43H111ZM111 44H110V45H111ZM113 44H114V43H113ZM118 44H115L114 46L116 47V45L118 46ZM131 44H132V43H131ZM136 44H137V43H136ZM136 44H135V45H136ZM138 44H137L136 46H138ZM142 44H143V43H142ZM142 44H141V46H142ZM148 44H149V43H148ZM160 44H162V43L160 42ZM160 44H159V45H160ZM168 44H169L171 47L174 46V45H172L171 43H168ZM195 44H196V43H195ZM195 44H194V45H195ZM203 44H204V43H203ZM217 44H218V43H217ZM221 44H222V42H221ZM223 44H224V42H223ZM240 44H241V43H240ZM258 44H259V45H258ZM105 45H106V44H105ZM122 45H123L124 48H125V45H124V44H120L121 47H120V46H119V48L117 47V48H118V52H119V49H120V48L122 49V47H123ZM128 45H126V49H127ZM154 45H155V44H154ZM162 45H163V44H162ZM162 45H161V46H162ZM194 45L192 44V46H194ZM198 45H199V44H198ZM201 45H202V43H201ZM204 45H205V44H204ZM224 45H225V44H224ZM224 45H223V46H224ZM226 45H227V44H226ZM241 45H242V44H241ZM100 46H101V45H100ZM112 46H113V45H111V46H109V47L112 48ZM114 46H113V47H114ZM131 46H132V45H131ZM143 46H144V45H143ZM157 46H158V45H157ZM166 46H167V45H166ZM170 46H168V47H170ZM180 46H181V45H180ZM196 46H197V44H196ZM196 46H195V47H196ZM202 46H203V45H202ZM205 46H206V45H205ZM205 46H204V47H205ZM214 46H215L217 49H219V48H218L219 46H216V45H214ZM221 46H222V45H221ZM107 47H108V46H107ZM129 47H130V46H129ZM132 47H133V46H132ZM132 47H131V48H132ZM134 47H135V46H134ZM139 47H140V46H138V48H139ZM155 47H156V46H155ZM163 47H164V45H163ZM163 47H162V48H163ZM168 47H167V48H168ZM224 47H225V49H226V46H224ZM248 47H249V46H248ZM105 48H106V47H105ZM105 48H104V49H105ZM117 48H116V49H117ZM124 48H123V49H124ZM140 48H141V47H140ZM148 48H149V47H148ZM158 48H159V47H157V50H158V52H159V50H160L161 47H160L159 49H158ZM167 48H166V49H167ZM175 48H176V46H175ZM175 48H173V49H175ZM179 48H178V49H179ZM190 48H191V46H190ZM190 48H189V49H190ZM196 48H197V47H196ZM199 48H200V47H199ZM206 48H207V47H206ZM222 48H223V47H222ZM228 48H229V47H228ZM233 48H234V47H233ZM93 49H94V48H93ZM93 49H91V50H93ZM108 49H109V48H107V50H108ZM113 49H114V50H113ZM116 49H115V48H112V51H115V52H116ZM135 49H136V48H135ZM135 49H134L133 51L136 53ZM141 49H142V48H141ZM143 49H145V48H143ZM194 49H195V48H194ZM194 49H193V50H194ZM197 49H198V48H197ZM212 49H214V48H212ZM220 49H221V47H220ZM220 49H219V50H220ZM223 49H224V48H223ZM36 50H37V49H36ZM109 50H110V49H109ZM124 50H125V49H124ZM129 50H130V48H129ZM129 50H128V51H129ZM131 50H132V49H131ZM131 50H130V52H128L127 50H125V51H127V52L130 54V53H131ZM145 50H146V49H145ZM152 50H153V49H152ZM157 50H156V51H157ZM169 50H172V48L168 49V51H169ZM176 50H177V49H176ZM221 50H222V49H221ZM232 50H233V49H232ZM95 51H96V49H95ZM147 51H149V50H147ZM147 51H146V52H147ZM166 51H167V50H166ZM166 51H165V52H166ZM178 51H179V50L174 51V54H175L176 52H178ZM180 51L178 52V53H181V54L179 55V57L183 54L182 51H181V52H180ZM186 51H187V49H186ZM195 51H196V50H195ZM213 51H215V49H214ZM226 51H227V50H226ZM93 52H94V50H93ZM102 52H107V51H102ZM115 52H114V53H115ZM122 52H123V51L121 50V54H124V53H122ZM139 52H140V51H139ZM153 52H154V51H153ZM158 52H157V53H158ZM183 52H184V54L186 53V52L184 51V49H183ZM190 52H192V48H191V51H190ZM208 52H209V51H208ZM221 52H222V51H221ZM221 52H220V54H221ZM247 52H248V51H247ZM251 52H252V51H251ZM261 52H264V51H261ZM143 53H144V52H143ZM151 53H152V52H151ZM151 53H150V54H151ZM157 53H156V54H157ZM159 53H160V52H159ZM161 53H162V52H161ZM161 53H160V54H161ZM169 53L172 54L173 52H172V51H171V52L169 51ZM178 53H176L177 56H178ZM210 53H211V50H210ZM223 53H224V51H223ZM223 53H222V54H223ZM241 53H242V52H241ZM257 53H258V52H257ZM257 53H256V54H257ZM112 54H113V52H112ZM112 54H108V55H111V56H112ZM125 54H126V52H125ZM131 54H133V52H132ZM141 54H142V53H140V55H141ZM148 54H149V53H148ZM150 54H149V55H150ZM156 54H154V55H156ZM166 54L169 55L168 53H165V54H163V55L166 56ZM171 54H170V55H171ZM174 54H173V55H174ZM186 54H187V53H186ZM186 54H185V55H186ZM190 54H191V53H190ZM194 54H195V53H194ZM216 54H217V53H216ZM220 54H219V55L217 54V56L219 57ZM252 54H253V53H252ZM108 55H107V56H108ZM119 55H120V54H119ZM157 55H158V54H157ZM163 55H162V56H163ZM170 55H169V58H172L173 55H172V56H170ZM188 55H189V54H187V56H188ZM191 55H192V54H191ZM191 55H190V56H191ZM211 55H213V54L211 53ZM254 55H255V54H253V56H254ZM103 56H104V54H103ZM113 56H114V54H113ZM113 56H112V58H113ZM123 56H126V55H123ZM128 56H129V55H128ZM136 56H137V55H135V57H134V56L132 55V57H134V59L136 58ZM144 56H145V55H144ZM159 56H160V55H159ZM177 56H176V58H177ZM259 56H261V55L259 54ZM262 56H263V55H262ZM105 57H106V56H105ZM105 57H104V58H105ZM119 57H120V56H119ZM132 57H131V58H132ZM146 57H147V56H146ZM148 57H149V56H148ZM153 57H154V56H153ZM153 57H152V58H153ZM156 57H157V56H156ZM160 57H161V56H160ZM183 57H184V56H183ZM213 57H214V56H213ZM215 57H216V56H215ZM246 57H247V55H246ZM256 57H257V56H256ZM263 57H264V56H263ZM104 58H103V59H104ZM109 58H110V57H109ZM109 58H108V59H109ZM115 58H116V57H115ZM125 58H126V57H125ZM125 58H124V60H125ZM128 58H129V57H128ZM128 58H127V59H128ZM157 58H158V57H157ZM157 58H156V61L159 60V59H157ZM161 58H162V57H161ZM161 58H160V59H161ZM166 58H167V57H166ZM166 58H165V57L162 58V59H164V60H161V61H165ZM173 58H175V55L173 56ZM189 58H190V57H189ZM189 58H188V59H189ZM192 58H193V56H192ZM192 58H190V59L192 60ZM208 58H209V57H208ZM238 58H239V57H238ZM118 59H119V58H118ZM129 59H130V58H129ZM136 59H137V58H136ZM139 59H140V58H139ZM147 59H151V58H146V59H145V58L143 57L142 60H145V61H146ZM153 59H154V60H152V61H155V58H153ZM211 59H212V58H211ZM228 59H229V58H228ZM249 59H250V58H249ZM251 59H254V58L252 57ZM257 59H258V58H257ZM105 60H106V59H105ZM115 60H116V59H115ZM122 60H123V59H122ZM176 60H178V59H176ZM241 60H243V59H241ZM254 60H255V59H254ZM147 61H148V60H147ZM159 61H160V60H159ZM188 61H189V60H188ZM188 61H187V62H188ZM192 61L195 62L194 59H193ZM192 61H190V62L192 63ZM245 61H246V60H245ZM249 61H250V60H249ZM257 61H258V60H257ZM104 62L106 63V62H108V61H104ZM117 62H118V60H117ZM134 62H135V61H134ZM177 62H178V61H177ZM239 62H240V61H239ZM241 62H242V61H241ZM241 62H240V63H241ZM110 63H111V62H110ZM138 63H139V62H138ZM140 63H141V61H140ZM151 63H152V62H151ZM169 63H170V62H169ZM242 63H243V62H242ZM245 63H246V62H245ZM245 63H244V64H245ZM248 63H249V62H248ZM250 63H251V62H250ZM250 63H249V64H250ZM108 64H109V63H108ZM115 64H116V63H115ZM115 64H114V65H115ZM125 64H126V63H125ZM166 64H167V63H166ZM189 64H190V63H189ZM192 64H193V63H192ZM102 65H103V64H102ZM106 65H107V64H106ZM168 65H169V64H168ZM255 65H256V63H255ZM257 65H258V62H257ZM257 65H256V66H257ZM262 65H263V68H264V63H262ZM107 66H108V65H107ZM155 66H159V65H158V64H157V65H154V68H155ZM164 66H165V65H164ZM166 66H167V65H166ZM171 66H172V65H171ZM171 66H170L169 68H173V67H171ZM250 66H251V65H249V68H250ZM252 66H253V64H252ZM100 67H101V66H100ZM116 67H118V66H116ZM124 67H125V66H124ZM149 67H150V66H149ZM149 67H148V68H149ZM162 67H163V66H162ZM213 67H214V66H213ZM217 67H218V66H217ZM217 67L215 66V68H217ZM221 67H222V66H221ZM111 68H112V67H111ZM142 68H143V67H142ZM164 68H166V67H164ZM167 68H168V67H167ZM253 68H254V67H253ZM100 69H101V68H100ZM102 69H103V68H102ZM108 69H110V68H108ZM134 69H135V68H134ZM149 69H150V68H149ZM143 70H144V69H143ZM171 70H172V69H171ZM173 70H174V68H173ZM216 70H217V69H216ZM221 70H222V69H221ZM232 70H233V69H232ZM244 70H245V69H244ZM111 71H112V70H111ZM152 71H153V69L151 70L150 73H152ZM193 71H194V70H193ZM219 71H220V70H219ZM226 71H227V70H226ZM242 71H243V70H242ZM263 71H264V70H263ZM168 72H169V71H166V73H168ZM215 72H216V71H215ZM232 72H234V71H232ZM147 73H148V72H147ZM212 73H213V72H212ZM226 73H227V72H226ZM126 74H127V73H126ZM130 74H131V73H130ZM134 74H135V73H134ZM139 74H140V73H139ZM144 74H145V73H144ZM144 74H143V75H144ZM230 74H231V73H230ZM121 75H123V74H121ZM131 75H132V74H131ZM162 75H163V74H162ZM171 75H172V74H171ZM104 76H105V75H104ZM118 76H119V75H118ZM144 76H146V75H144ZM148 76H150V75H148ZM168 76H170V74H168ZM168 76H167V77H168ZM215 76H217V75H215ZM218 76H219V75H218ZM228 76H230V75H228ZM256 76L259 77L258 81H259V80H262V79L264 78V77H263V74H262V77H263L262 79H261V75H256ZM256 76H255V77H256ZM105 77H106V76H105ZM105 77H103V78H105ZM107 77H109V75H108ZM107 77H106V78H107ZM119 77H120V76H119ZM165 77H166V76H165ZM172 77H173V76H172ZM109 78H110V77H109ZM152 78H153V77H152ZM219 78H220V77H219ZM247 78H248V77H247ZM113 79H114V78H113ZM113 79H111V80H113ZM116 79H117V78H116ZM120 79H121V78H120ZM155 79H156V78H155ZM155 79H154V80H155ZM163 79H164V78H163ZM231 79H232V78H231ZM243 79H245V78H243ZM252 79H254V77H253ZM145 80H146V78H145ZM145 80H144V81H145ZM154 80H153V81H154ZM158 80H160V79H158ZM158 80H157V81H158ZM164 80H165V79H164ZM263 80H264V79H263ZM263 80H262L261 82H259V86H258V87H260V86L262 85V84L260 85V83H263ZM115 81H117V80H115ZM119 81H120V80H119ZM122 81H123V79L121 80V82H122ZM136 81H137V80H136ZM147 81H148V80H147ZM150 81H151V80H150ZM161 81H162V80H161ZM168 81H169V80H168ZM182 81H183V80H182ZM230 81H231V80H230ZM251 81H252V80H251ZM256 81H257V78L254 80V82H256ZM117 82H118V81H117ZM142 82H143V81H142ZM165 82H166V81H165ZM176 82H177V81H176ZM220 82H221V80H220ZM220 82H219V83H220ZM249 82H250V81H249ZM254 82H253V83H254ZM149 83H150V82H149ZM151 83H152V81H151ZM151 83H150V84H151ZM159 83H160V82H159ZM161 83H162V82H161ZM166 83H167V82H166ZM173 83H174V82H173ZM227 83H228V82H227ZM230 83H231V82H230ZM234 83H235V82H234ZM241 83H242V82H241ZM241 83L239 84L240 86H241ZM243 83H245V82H243ZM246 83H247V82H246ZM246 83H245V84H246ZM251 83H252V82H251ZM251 83H248L247 85H249V84H250V85H253V83H252V84H251ZM256 83H257V82H256ZM102 84H103V83H102ZM130 84H131V83H130ZM132 84H133V83H132ZM139 84H140V83H139ZM144 84H146V83H144ZM153 84H155V83L153 82ZM156 84H157V83H156ZM178 84H179V83H178ZM216 84H217V82H216ZM236 84H237V83H236ZM263 84H264V83H263ZM96 85H97V84H96ZM105 85H106V84H105ZM147 85H148V84H147ZM159 85H160V84H159ZM175 85H176V84H175ZM183 85H184V84H183ZM183 85H181V87H183ZM210 85H211V84H210ZM229 85H231V86H230L231 88H232V86H233V88H234V84H233V82H232V84H229ZM257 85H258V84H256V86H257ZM97 86H98V85H97ZM103 86H104V84H103ZM125 86H126V85H125ZM143 86H144V85H143ZM148 86H150V85H148ZM151 86H152V85H151ZM151 86H150V88H151ZM161 86H162V85H161ZM164 86H165V83H164ZM167 86H168V83H167ZM170 86H171V84H170ZM176 86H177V85H176ZM176 86H175V87H176ZM179 86H180V84H179ZM187 86H188V85H187ZM212 86H213V85H212ZM215 86H216V85H215ZM219 86H220V85H219ZM240 86H239V87H240ZM243 86H244V85L242 84V87H243ZM245 86H246V85H245ZM245 86H244V87H245ZM111 87H112V86H111ZM113 87H115V86L113 85ZM113 87H112V88H113ZM135 87H136V86H135ZM152 87H153V86H152ZM156 87H158V86H156ZM181 87H179V88H181ZM224 87H225V86H224ZM246 87H247V86H246ZM254 87H255V86H254ZM104 88H105V86H104ZM108 88H109V86H107V89H106V90H108ZM116 88H117V87H116ZM116 88H113L114 91H115ZM128 88H129V87H128ZM132 88H133V87H132ZM132 88H131V89H132ZM138 88H139V87H138ZM145 88H146V87H145ZM162 88H163V87H162ZM191 88H192V87H191ZM100 89H102L101 86H100ZM109 89H111V88H109ZM147 89H149V87H148ZM158 89H160V88H158ZM173 89H174V88H173ZM182 89H183V88H182ZM186 89H187V88H186ZM98 90H99V87H98ZM98 90H95V92H96V91L98 92ZM104 90H105V89H103L102 91H101V90H99V91L103 92ZM111 90H112V89H111ZM111 90H108V92H109V91L111 92ZM125 90H126V89H125ZM134 90H135V88H134ZM134 90H133V91H134ZM144 90H145V89H144ZM151 90H152V89H150V91H151ZM176 90L179 91L177 88H176ZM187 90H188V89H187ZM116 91H117V90H116ZM118 91H119V90H118ZM118 91H117V92H118ZM123 91H124V90H123ZM123 91H122V92H123ZM126 91H127V90H126ZM152 91H153V90H152ZM162 91H163V90L161 89V92H162ZM165 91H166V90H165ZM180 91H181V90H180ZM182 91H183V90H182ZM184 91H185V89H184ZM110 92H109V93H110ZM112 92H113V91H112ZM112 92H111V93H112ZM117 92H116V94H117ZM124 92H125V91H124ZM142 92H143V91H142ZM145 92H147V91H145ZM167 92H168V91H167ZM187 92H188V91H187ZM189 92H190V90H189ZM134 93H135V92H134ZM168 93H169V92H168ZM86 94H87V92H86ZM97 94H98V93H97ZM113 94L115 95L114 92H113ZM113 94H112V95H113ZM153 94H154V93H153ZM171 94H172V93H171ZM173 94H174V93H173ZM178 94H179V93H178ZM182 94H184V93H182ZM185 94H187V93L185 92ZM105 95L108 96L109 94H105ZM105 95H104V96H105ZM137 95H138V94H137ZM137 95H136V96H137ZM165 95H166V94H165ZM83 96H84V94H83ZM117 96H118V94H117ZM121 96H122V95H121ZM121 96H120V97H121ZM174 96H175V95H174ZM174 96H172V97H174ZM180 96H181V95H180ZM180 96H179V97H180ZM184 96H186V95H184ZM184 96H183V98H184ZM91 97H92V96H91ZM100 97H101V96H100ZM100 97H99V98H100ZM102 97H103V96H102ZM115 97H116V96H115ZM155 97H156V96H155ZM177 97H178V96H177ZM177 97H176V98H177ZM233 97H234V96H233ZM92 98L95 99L96 97H92ZM99 98H98V99H99ZM105 98H106V97H105ZM111 98L114 99V97H110L109 99H111ZM122 98H123V97H122ZM126 98H127V97H126ZM138 98H139V97H138ZM138 98H137V99H138ZM146 98H147V97H146ZM151 98H152V97L150 96L149 99H151ZM181 98H182V97H181ZM181 98H179V100H180ZM237 98H238V97H237ZM240 98H241V97H240ZM98 99H97V100H98ZM109 99H107V100H109ZM137 99H136V100H137ZM140 99H141V98H140ZM142 99H145V97L142 98ZM142 99H141V100H142ZM161 99H162V98H161ZM165 99H167V98H165ZM234 99H235V98H234ZM248 99H249V98H248ZM86 100H87V99H86ZM107 100H106V101H107ZM114 100H115V99H114ZM119 100H120V99H119ZM141 100H140V101L138 100V102H140L141 105H142V101H141ZM154 100H155V99H154ZM168 100H169V99H168ZM170 100H172V99H170ZM170 100H169L168 102H170ZM175 100L177 101L178 99H175ZM175 100H174V101H175ZM185 100H186V99H185ZM188 100H189V99H188ZM190 100H191V99H190ZM242 100L245 101L246 99H239L238 101H241V102H242ZM92 101H94V100H92ZM115 101H116V100H115ZM115 101H114V102H115ZM120 101H121V100H120ZM134 101H135V100H134ZM146 101H147V100H146ZM149 101H150V100H149ZM176 101H175V104L177 105V102H176ZM244 101H243V102H244ZM83 102H85V101H83ZM86 102H87V101H86ZM88 102L91 103L90 97H89V101H88ZM88 102H87V103H88ZM114 102H113V106L116 104V103H114ZM136 102H137V101H136ZM147 102H148V101H147ZM147 102H146V103H147ZM160 102H161V100H160ZM190 102H191V101H189V103H190ZM99 103H101V102H99ZM102 103H103V101H102ZM143 103H144V101H143ZM158 103H159V102H158ZM165 103H167V102H165ZM165 103H164V104H165ZM88 104H89V103H88ZM118 104H119V102H118ZM121 104H122V102H121ZM127 104H128V103H127ZM134 104H135V103H134ZM152 104H153V103H152ZM155 104H156V103H155ZM173 104H174V103H173ZM173 104H172L171 106H173ZM90 105H91V104H89V106H90ZM122 105H123V104H122ZM137 105L139 106L140 104H137ZM141 105H140V106H141ZM143 105H144V104H143ZM146 105H147V104H146ZM149 105H150V103H149ZM166 105H168V104H166ZM180 105H181V104H180ZM184 105L187 106L188 104L186 103V104H184ZM236 105H237V104H236ZM243 105H244V104H243ZM245 105H246V104H245ZM245 105H244V106H245ZM119 106H121V105L119 104ZM119 106H117V107L119 108ZM135 106H136V104H135ZM147 106H148V105H147ZM147 106H146V108H144V107L141 106V107H142L141 110L143 111L144 109H147V108H148ZM152 106H153V105H152ZM177 106H178V105H177ZM182 106H183V105H182ZM244 106H242V107H244ZM263 106H264V105H263ZM114 107H115V106H114ZM121 107H122V106H121ZM124 107H126L125 104H124ZM124 107H123V108H124ZM129 107H130V106H129ZM129 107H127V108H128V109H131L132 112H133V111H134V110H133L134 108H131L132 106H131L130 108H129ZM173 107H175V105H174ZM247 107H248V106H247ZM247 107H245V108H247ZM90 108H91V106H90ZM110 108H112V107H110ZM136 108H137V107H136ZM136 108H135V110H136ZM138 108H139V107H138ZM143 108H144V109H143ZM150 108H151V107H150ZM153 108H154V107H153ZM153 108H152V109H153ZM231 108H232V107H231ZM235 108H236V107H235ZM245 108H244V109H245ZM128 109H127V110H128ZM170 109H172V108L170 107ZM174 109H175V108H174ZM244 109L242 108V110H244ZM247 109H248V110L251 109L250 106H249V108H247ZM247 109H245V110H247ZM261 109H262V108H261ZM78 110H79V108H78ZM110 110H111V111L113 110V111H112L111 113H110V111H108V113H107V111H106V114H107V115H110V116H111V115H115V117H116V116H117V113L114 112V108H113V109H110ZM120 110H122V109H120ZM124 110H125V109H124ZM124 110H123V111H124ZM257 110H258V109H257ZM263 110H264V109H263ZM115 111H116V109H115ZM123 111H122V112H123ZM136 111L139 113L138 110H136ZM142 111H141V112H142ZM147 111H148V110H147ZM159 111H160V110H159ZM230 111H233V108H232V110H230ZM238 111L240 112V110H238ZM253 111H255V110H253ZM83 112H85V111H83ZM88 112H91V113H92V111H89V108H88ZM117 112L119 113V111H117ZM122 112H120V113H122ZM125 112H126V111H125ZM144 112H146V110H144V111L142 112V114H141V115H143V116H141V117H143V118H144V115H146V114H144ZM235 112H236V111H235ZM243 112H244V111H243ZM246 112H247V111H245V113H246ZM249 112H250V111H249ZM263 112H264V111H263ZM263 112H262V113H263ZM78 113H79V112H78ZM109 113H110V114H109ZM113 113H115V114H113ZM127 113H128V112H127ZM146 113H147V112H146ZM149 113H150V112H149ZM162 113H163V112H162ZM179 113H180V112H179ZM187 113H188V112H187ZM225 113H226V112H225ZM237 113H238V112H237ZM247 113H248V112H247ZM247 113H246V114H247ZM250 113H251V112H250ZM250 113L247 114V115H248V118H249V115H251ZM253 113H254V112H253ZM257 113H258V112H257ZM257 113H256V111H255V113H254V115H252V117H253V116L255 117V114H256V116H258V114L260 113V111H259L258 114H257ZM262 113H261V115H263ZM79 114H80V113H79ZM94 114H96L95 111H94ZM129 114H130V110H129ZM135 114H136V113H135ZM222 114H223V113H222ZM226 114H227V113H226ZM226 114H225V116H226ZM233 114H234V113H233ZM233 114H232V115H233ZM235 114H236V113H235ZM82 115H84V114L81 113L80 116H82ZM90 115H91V114H90ZM104 115H105V114H104ZM107 115H106V116H107ZM122 115H123V116L125 115L124 112L122 113ZM130 115H131V114H130ZM130 115H129V116H130ZM133 115H134V112H133ZM150 115L153 116V114H150ZM169 115H171V114H169ZM173 115L175 116V113H174ZM184 115H185V114H184ZM220 115H221V114H219V116H220ZM237 115H239V114H237ZM243 115H245V114H243ZM261 115L259 114V116H261ZM94 116H95V115H94ZM97 116H98V114H97ZM99 116H100V118L103 117V115H102V117H101V114H99ZM106 116H105V117H106ZM110 116H109V117H110ZM118 116H119V115H118ZM118 116H117V117H118ZM120 116H121V114H120ZM123 116H121L120 118H122ZM176 116H177V115H176ZM182 116H183V115H182ZM186 116H188V115H186ZM221 116H222V115H221ZM233 116H234V115H233ZM259 116H258V117H259ZM78 117H79V115H78ZM105 117H104V121H105ZM107 117H108V116H107ZM109 117H108V118H109ZM113 117H114V116H113ZM130 117L132 118L133 116L131 115ZM135 117H136V116H135ZM137 117H139V116H137ZM137 117H136V119H137ZM154 117H155V115H154ZM169 117H170V116H169ZM184 117H185V116H184ZM226 117H227V116H226ZM235 117H236V116H235ZM252 117H251V119H252V121H253V118H252ZM258 117H257V118H258ZM261 117L264 118V115L261 116ZM83 118H84V116H83ZM85 118H86V117H85ZM90 118H91V117H90ZM95 118H97V117H95ZM108 118L106 119L107 122H108ZM120 118H119V119H120ZM123 118H125V117H123ZM123 118L120 119V120H124ZM126 118H127V117H126ZM126 118H125V119H126ZM133 118H134V117H133ZM139 118H140V117H139ZM139 118H138V119H139ZM145 118H146V117H145ZM163 118H164V117H163ZM163 118H162V119H163ZM166 118H167V117H166ZM174 118H175V117H174ZM216 118H217V117H216ZM224 118H225V117H223V119H224ZM228 118H229V117H228ZM257 118L255 117L254 121H255ZM259 118H260V117H259ZM259 118H258V120L261 122V120H260ZM78 119L81 120L80 118H78ZM102 119H103V118H102ZM102 119H101V120H102ZM110 119H112V116H111ZM110 119H109V120H110ZM127 119H129V117H128ZM134 119H135V118H134ZM156 119H158V118H156ZM159 119H160V118H159ZM162 119H161V120H162ZM178 119H180V118H178ZM190 119H191V118H190ZM223 119H222V120H223ZM231 119H232V117H231ZM241 119H242V118H241ZM245 119H247V118H245ZM82 120H83V119H82ZM85 120H86V119H85ZM90 120H91V119H90ZM95 120H96V119H95ZM95 120H93V122H94ZM114 120H115V118H114ZM114 120H113V121H114ZM116 120H117V119H116ZM129 120H130V119H129ZM145 120H146V119H145ZM145 120H143V123H144ZM164 120H165V119H164ZM170 120H172V119H170ZM173 120H174V119H173ZM233 120H235V118H233ZM233 120H231V121H233ZM247 120H248V119H247ZM247 120H246V122H247ZM249 120H250V119H249ZM262 120H264V119H262ZM87 121H89V120H87ZM98 121H100V120L98 119L97 122H98ZM111 121H112V120H111ZM126 121L128 122V120H126ZM130 121H131V120H130ZM130 121H129V123H130ZM132 121L134 122L133 119H132ZM138 121H139V120H138ZM141 121H142V120H141ZM149 121H150V120H149ZM214 121H215V119H214ZM237 121H239V119H237ZM241 121H243V120H241ZM252 121H249V122L251 123ZM254 121H253V123H254ZM80 122H81V121H80ZM84 122H85V121H84ZM89 122H90V121H89ZM102 122H103V121H102ZM109 122H110V121H109ZM152 122H153V121H152ZM167 122H168V120H167ZM170 122H171V121H170ZM172 122H173V121H172ZM216 122H217V121H216ZM221 122H222V121H220L219 124H221ZM263 122H264V121H262L261 124H262ZM95 123H96V122H95ZM115 123H116V122H115ZM120 123H121L122 125H121V127H120V126H119V127L123 130V128H122L123 123H122V122H120ZM129 123H128V124H129ZM159 123H161V122L159 121ZM173 123H174V122H173ZM177 123H180V120H179ZM230 123H231V122H230ZM244 123H245V122H244ZM104 124H106V126H108V125H107L108 123H104ZM126 124H127V123H126ZM141 124H142V123H141ZM167 124H168V123H167ZM174 124H175V123H174ZM180 124H181V123H180ZM182 124H183V123H182ZM207 124H208V123H207ZM233 124H234V123H233ZM246 124H247V123H246ZM261 124L259 123V124H256V125H260L261 127H263L264 124H262V125H261ZM85 125H86V124H85ZM100 125H101V124H100ZM109 125H111V123H110ZM131 125H134V124H131ZM213 125H214V124H213ZM217 125H218V124H216V126H217ZM223 125H224V124H223ZM226 125H228V124H226ZM240 125H241V124H240ZM249 125H250V124H247L246 127L249 128V127H248ZM254 125H255V124H254ZM80 126H81V125H80ZM88 126H89V125H88ZM101 126H103V124H102ZM104 126H105V125H104ZM106 126H105V127H106ZM114 126H115V125H114ZM129 126H130V125H128V127H129ZM153 126H154V125H153ZM166 126H167V125H166ZM237 126H238V125H237ZM93 127H95V125H93ZM96 127H97V123H96ZM108 127H109V126H108ZM112 127H113V126H112ZM138 127H139V126H138ZM141 127H142V126H141ZM146 127H147V126H146ZM149 127H150V126H149ZM169 127H170V126H169ZM182 127H183V126H182ZM214 127H215V126H214ZM223 127H224V126H223ZM254 127H255V126H253V128H254ZM257 127H258V126H257ZM106 128H107V127H106ZM129 128H130V127H129ZM132 128H133V127H132ZM154 128H155V127H153V129H154ZM164 128H165V127H164ZM166 128H167V127H166ZM205 128H208V127L206 126ZM205 128H204V129H205ZM211 128H213V126H212ZM247 128H246V129H247ZM250 128H251V127H250ZM79 129H80V128H79ZM83 129H84V128H83ZM98 129H100V128H98ZM107 129H108V128H107ZM107 129H106V130H107ZM114 129H115V128H114ZM118 129H119V128H118ZM127 129H128V128H127ZM127 129L123 130V132L126 131ZM135 129H137V128H135ZM149 129H150V128H149ZM162 129H163V128H162ZM180 129H181V128H180ZM187 129H188V128H187ZM209 129H210V128H209ZM232 129H233V127H232ZM239 129H240V128H239ZM244 129H245V127H244ZM258 129H261V128H258ZM106 130H105V134H104V136H106V132L108 131V130H107V131H106ZM122 130H121V131H122ZM144 130H145V128H144ZM146 130H147V129H146ZM163 130H164V129H163ZM170 130H171V129H170ZM207 130H208V129H207ZM211 130H212V129H211ZM213 130H214V129H213ZM226 130H228V129H226ZM248 130H249V129H248ZM255 130H257V129L255 128ZM78 131H79V130H78ZM88 131H89V130H88ZM102 131H104V129H103ZM112 131H113V130H112ZM112 131H111V132H108V133H109L108 136H110V133H111V136H110L111 139H112V137H113V132H112ZM167 131H168V130H167ZM167 131H166V132H167ZM253 131H254V129H253ZM130 132H132V131H131V128H130ZM150 132H151V131H150ZM202 132H204V130H203ZM215 132H217V131H215ZM98 133H99V132H98ZM145 133H146V132H145ZM160 133H161V132H160ZM177 133H178V131H177ZM187 133H188V132H187ZM197 133L199 134V133H201V132H198V131H197ZM197 133H196V135H198ZM205 133H207V132H205ZM212 133H213V132H212ZM218 133H219V132H218ZM251 133H252V131H251ZM253 133H254V132H253ZM262 133H263V131H262ZM63 134H65V133H63ZM76 134L78 135V133H76ZM88 134H89V132H88ZM100 134H101V132H100ZM100 134H99V136L102 138L103 134H102V136H101ZM120 134H121V133H120ZM183 134H184V132H183ZM183 134H182V135H183ZM189 134H190V133H189ZM201 134H202V133H201ZM210 134H211V133H210ZM213 134H214V133H213ZM220 134H221V133H220ZM84 135H85V134H84ZM96 135H97V134H96ZM129 135H130V134H129ZM132 135H133V133H132ZM140 135H141V134H140ZM145 135H146V134H145ZM206 135H207V134H206ZM235 135H236V133H235ZM61 136H62V135H61ZM127 136H128V135H127ZM184 136H185V135H184ZM184 136H183V137H184ZM188 136H189V135H188ZM202 136H203V135H202ZM223 136H224V134H223ZM75 137H76V136H75ZM100 137H99V140H100ZM110 137L107 138L108 141H107V139L105 138L104 142H106V141H107V142H110V141H109V140H110ZM118 137H119V136H118ZM177 137H178V136H177ZM191 137H192V135H191ZM199 137H200V136H199ZM208 137H209V139H210V136H209V135H208ZM221 137H222V136H221ZM230 137H231V135H230ZM233 137H234V135H233ZM62 138H63V137H62ZM78 138H80V137H78ZM96 138H97V137H96ZM125 138H126V137H125ZM160 138H161V137H160ZM165 138H166V136H165ZM173 138H174V137H173ZM179 138H180V136H179ZM181 138H182V137H181ZM195 138H196V137H195ZM204 138H205V137H204ZM204 138H203V139H204ZM219 138H220V137H219ZM231 138H232V137H231ZM73 139H74V136H73ZM76 139H77V137H76ZM80 139H82V138H80ZM97 139H98V138H97ZM103 139H104V137H103ZM132 139H133V138H132ZM158 139H159V138H158ZM186 139H187V137H186ZM192 139H193V138H192ZM197 139H198V138H197ZM233 139H234V138H233ZM233 139H232V140H233ZM237 139H238V138H237ZM68 140H69V138H67V141H68ZM71 140H72V138H71ZM71 140H69V141H71ZM101 140H102V139H101ZM127 140H128V139H127ZM169 140H170V139H169ZM195 140H196V139H195ZM201 140H202V137H201ZM213 140H214V139H213ZM64 141L66 142V140H64ZM76 141H77V140H76ZM83 141H84V140H83ZM118 141H119V139H118ZM130 141H131V140H130ZM137 141H138V140H137ZM205 141H206V140H205ZM218 141H220V140H218ZM72 142H75V141H71V142H68V143L66 142V143H67V144H71ZM77 142H79V141H77ZM104 142H103V143H104ZM107 142H106V143H107ZM111 142H112V141H111ZM119 142H121V141H119ZM125 142H126V141H125ZM125 142H124V143H125ZM128 142H129V140H128ZM169 142H170V141H169ZM171 142H172V139H171ZM182 142H184V141H182ZM192 142H193V141H192ZM202 142H203V141H202ZM208 142H209V141H208ZM210 142H211V141H210ZM215 142H216V141H215ZM222 142H223V141H222ZM222 142H221V143H222ZM237 142H238V141H237ZM66 143H65V144H66ZM75 143H76V142H75ZM117 143H118V142H117ZM121 143H122V142H121ZM124 143H123V144H124ZM135 143H136V142H135ZM161 143H162V142H161ZM178 143H179V142H178ZM180 143H181V142H180ZM193 143H194V142H193ZM198 143H199V142H198ZM206 143H207V142H206ZM217 143H218V142H217ZM221 143H220V144H221ZM73 144H74V143H73ZM73 144H71V146H72ZM79 144L81 145V142H79ZM79 144L77 143L78 146H75V147L73 146V147H74V148H76V147L78 148V147L80 146ZM108 144H109V143H108ZM111 144H112V143H111ZM123 144H122V145H123ZM128 144H129V143H128ZM131 144H132V143H131ZM147 144H148V143H147ZM172 144H173V143H172ZM186 144H187V143H186ZM196 144H197V143H196ZM210 144H211V143H209V145H210ZM214 144H215V143H214ZM220 144H219V145H220ZM63 145H64V144H63ZM75 145H76V144H75ZM105 145H106V144H105ZM120 145H121V144H120ZM162 145H163V144H162ZM166 145H167V144H166ZM187 145L189 146V144H187ZM215 145H217V144H215ZM215 145H214V146H215ZM219 145H217V147H218ZM223 145H224V144H223ZM238 145H239V144H237V147H240V146H238ZM61 146H62V145H60V147H61ZM66 146H67V145H66ZM66 146H62V147H63V148H61L62 153H64V151H65V150L63 151L64 147H65V149H66L67 147H69V146H67V147H66ZM71 146H70L69 148H71ZM95 146H96V145H95ZM102 146H103V145H102ZM109 146H111V145H109ZM118 146H119V144H118ZM118 146H117V147H118ZM139 146H140V145H138V147H139ZM167 146H168V145H167ZM178 146H179V145H178ZM190 146H192V145H190ZM202 146H203V145H202ZM73 147H72V148H73ZM80 147H81V146H80ZM80 147H79V148H80ZM104 147H105V146H104ZM115 147H116V146H115ZM121 147H122V146H121ZM129 147H130V146H129ZM140 147H141V146H140ZM162 147H163V146H162ZM181 147H182V146H181ZM193 147H195V146H193ZM69 148L67 149L68 151L66 150L65 152H70V151H69ZM77 148H76V150H77ZM79 148H78V150H79ZM106 148H108V147H106ZM123 148H124V147H123ZM165 148H166V147H165ZM189 148H190V147H189ZM208 148H210V147H208ZM218 148H219V147H218ZM222 148H223V147H222ZM240 148H241V147H240ZM6 149H7V148H6ZM58 149H59V148H58ZM81 149H82V147H81ZM84 149H85V148H83V149L80 150V151L83 152ZM95 149H96V148H95ZM102 149H105V148H102ZM132 149H133V148H132ZM136 149H138V148L135 147V150H136ZM143 149H144V147H143ZM183 149H184V147H183ZM192 149H193V148H192ZM196 149H197V147H196ZM202 149H203V148H202ZM211 149H212V148H211ZM213 149H214V148H213ZM220 149H221V148H220ZM225 149H226V148H225ZM236 149H237V148H236ZM243 149H244V148H243ZM78 150H77V151H78ZM144 150H145V149H144ZM163 150H164V149H163ZM166 150H167V149H166ZM178 150H179V149H178ZM186 150H187V149H186ZM189 150H190V149H189ZM71 151H72V150H71ZM74 151H75V150H74ZM80 151L78 152V154L80 153V155H81L82 152H80ZM84 151H85V150H84ZM106 151H107V150H106ZM137 151H138V150H137ZM171 151H173V150H171ZM176 151H177V150H176ZM196 151H197V150H196ZM196 151H195V152H196ZM230 151H231V150H230ZM232 151H233V150H232ZM53 152H54V151H53ZM53 152H52V154H50V155H52L51 159H52L53 157H55L54 155L56 154L57 149H56V152H55L54 155H53ZM59 152H60V151H59ZM59 152H58V153H59ZM138 152H139V151H138ZM213 152H214V151H213ZM234 152H235V151H234ZM58 153H57L56 155H59V154H60V153H59V154H58ZM62 153H61V154H62ZM70 153H71V156H72V158H73V154H72V153H74V152H70ZM75 153H76V151H75ZM107 153H108V152H107ZM107 153H105V156H107ZM125 153L128 154V152H125ZM136 153H137V152H136ZM143 153H145V152H143ZM176 153H178V152H176ZM202 153H203V152H202ZM214 153H215V152H214ZM217 153H219V152H217ZM232 153H233V152H232ZM235 153H236V152H235ZM67 154H68V153H67ZM76 154H77V153H76ZM78 154H77V156H80V155H78ZM134 154H135V153H134ZM186 154H188V152H186ZM186 154H185V155H186ZM204 154H205V153H204ZM210 154H212V153H210ZM220 154H221V153H220ZM50 155H49V156H50ZM69 155H70V154H69ZM69 155H67V156H69ZM99 155H101V154L99 153ZM102 155H103V154H102ZM180 155H181V154H180ZM185 155H184V156H185ZM198 155H199V154H198ZM207 155H208V154H207ZM213 155H214V154H213ZM213 155H212V156H213ZM65 156H66V155H65ZM71 156H69V157L71 158ZM105 156H104V157H105ZM176 156H177V155H176ZM192 156H193V155H192ZM192 156H191V157H192ZM56 157H57V156H56ZM56 157H55V158H56ZM69 157H67V158L69 159ZM75 157H76V156H75ZM123 157H124V156H123ZM195 157H196V156H195ZM199 157H200V155H199ZM223 157H224V156H223ZM57 158H59V159H58V160L55 159V160L58 161V162H60V161L63 159L62 157H61L62 159H60V157H57ZM72 158H71V159H72ZM77 158H78V157H77ZM101 158H103V156H102ZM133 158H134V157H133ZM133 158H131V160H132ZM180 158H181V157H180ZM215 158H216V157H215ZM34 159H37V158H33L32 161H33ZM65 159H66V158H65ZM65 159H63V160H65ZM68 159H67V160H68ZM78 159H79V158H78ZM103 159L105 160V158H103ZM121 159H122V158H121ZM177 159H178V158H177ZM196 159H197V158H196ZM200 159L203 160L204 158H200ZM207 159H208V158H207ZM212 159L214 160V158H212ZM212 159H210V160H212ZM46 160H49V162L47 161V162H44V163H48V164H49L50 162H51V163L53 162V161H50L49 158L46 159ZM53 160H54V158H53ZM63 160H62V161H63ZM67 160H66V161H67ZM69 160H70V159H69ZM73 160L75 161L76 159L73 158ZM73 160H72V161H73ZM95 160H96V158H95ZM104 160H103V161H104ZM140 160H141V159H140ZM216 160H217V158H216ZM218 160H219V159H218ZM30 161H31V160H30ZM39 161H40V160H38V159L35 160V162H34L35 164H34V165H36L37 167H40V166H41L40 169H42V168L44 167V166H43L44 164L42 163V161H40V162H39ZM56 161H55V164L57 165V162H56ZM62 161H61V162H62ZM72 161H71V162H72ZM103 161H102V162H103ZM118 161H119V160H118ZM124 161H125V160H124ZM127 161H128V160H126V162H127ZM137 161H138V160H137ZM137 161H136V162H137ZM196 161H197V160H196ZM205 161H207V160H205ZM67 162H68V161H67ZM69 162H70V161H69ZM105 162H106V161H105ZM130 162H132V161H130ZM140 162H141V161H140ZM140 162H139V164H140ZM178 162H179V161H178ZM220 162L222 163V161H220ZM39 163H40V164H39ZM41 163H42V165H41ZM64 163H66V162L63 161V164H64ZM95 163L98 164V163H99L98 160H97L96 162L93 161V165H94ZM119 163H122V162H119ZM212 163H213V162H212ZM217 163H218V162H217ZM53 164H54V162L51 164V166H52ZM58 164L60 165V164H62V163H58ZM97 164H96V165H97ZM117 164H118V163H117ZM208 164H209V162H208ZM215 164H216V163H215ZM38 165H39V166H38ZM45 165H46V166L43 168V170H47L46 167H50V166H47V164H45ZM56 165H55V166H56ZM59 165H58V166H59ZM122 165H123V164H122ZM191 165H192V164H191ZM202 165H203V164H202ZM42 166H43V167H42ZM58 166H56L55 168H57ZM215 166H217V165H215ZM52 167H54V165H53ZM93 167H94V166H93ZM98 167H99V166H98ZM180 167H181V166H180ZM195 167H196V166H195ZM219 167H220V166H219ZM45 168H46V169H45ZM55 168H54V170H53V168L50 167L51 171L53 170L54 173H55V171L58 169V168H57V169H55ZM59 168H60V171H59V172H61V170H62L61 166H60ZM193 168H194V167H193ZM205 168H206V167H205ZM217 168H218V167H217ZM37 169H39V168H37ZM93 169H94V168H93ZM189 169H190V168H189ZM189 169H188V170H189ZM195 169H196V168H195ZM218 169H219V168H218ZM43 170H42V172H44ZM48 170H49V168H48ZM108 170H109V169H108ZM215 170H217V169H215ZM215 170H214V171H215ZM40 171H41V170H39V171H37V172H40ZM129 171H130V170H129ZM174 171H175V170H174ZM42 172H40L38 175H40ZM47 172H48V171H47ZM47 172L45 171L44 173H47ZM57 172H58V171H56L55 174L58 175ZM62 172H63V170H62ZM109 172H110V171H108V173H109ZM131 172H132V171H131ZM172 172H173V171H172ZM180 172H181V171H180ZM125 173H126V172H125ZM125 173H124V174H125ZM129 173H130V172H128V175H129ZM42 174H43V173H42ZM130 174H131V173H130ZM161 174H162V173H161ZM171 174H172V173H171ZM176 174H177V173H176ZM44 175H45V174H44ZM44 175H43V176L40 175V178H41V176H42V178H43ZM47 175H48V173H47ZM49 175H50V174H49ZM51 175H53V174H51ZM62 175H63V173H62ZM62 175H60V173H59L58 176H62ZM125 175H126V174H125ZM169 175H170V174H169ZM169 175H168V176H169ZM121 176H122V175H121ZM121 176H120V177H121ZM126 176H127V175H126ZM177 176H178V175H177ZM38 177H39V176H38ZM92 177H93V176H92ZM122 177H123V176H122ZM122 177H121V178H122ZM164 177H165V176H164ZM170 177H171V176H170ZM42 178L40 179V180H41L40 182H42V181L45 180V179L42 180ZM167 178H168V177H167ZM172 178H173V177H172ZM175 178H176V177H175ZM89 179H90V178H89ZM161 179H162V178H161ZM164 179H165V178H164ZM168 179H169V178H168ZM172 180H173V179H172ZM181 180H182V179H181ZM119 181H120V180H119ZM170 181H171V180H170ZM38 182H39V181H38ZM40 182H39V185H40ZM45 182H47V181H45ZM155 182L157 183L158 180L155 181ZM187 182H188V181H187ZM42 183H44V182H42ZM42 183H41V184H42ZM48 183H51V185H52V182H48ZM48 183H47V185H46L47 187L50 186V185H48ZM61 183L64 184V182H62V181H61ZM66 183H67V182H66ZM69 183H71V182H69ZM69 183H68V184H69ZM73 183H74V184H73ZM119 183H120V182H119ZM121 183H122V181H121ZM121 183H120V184H121ZM37 184H38V183H37ZM117 184H118V182H117ZM200 184H201V182H200ZM39 185H38V186H39ZM69 185H70V186H72V185L75 186V185H76V182H72V184H69ZM118 185H119V184H118ZM156 185H157V184H156ZM33 186L37 187L36 185H33ZM33 186H32V187H33ZM40 186H41V187L43 186V187H42L43 190L40 189V188H41ZM40 186L37 187V188H34V187H33V189L31 188V189H27V190H25V191L23 190V192L20 191V192H22V193H20V194L26 193V194L31 195V196L38 195V194L41 193V192H40L41 190L44 191V188H46V187H44L45 184H44V185L42 184V185H40ZM53 186H54V185H53ZM57 186H58V185H57ZM59 186H62V185L60 184ZM178 186H179V185H178ZM187 186H188V185H187ZM30 187H31V186H30ZM30 187H29V188H30ZM51 187H52V186H51ZM55 187H56V186H54V188H55ZM64 187H65L64 189H67L69 186L66 188V186H65V184H64ZM22 188H23V187H22ZM60 188L62 189V187H60ZM148 188L150 189V187H148ZM152 188H153V186H152ZM152 188H151V191H152ZM156 188H157V186H156ZM20 189H21V188H20ZM61 189H59V190L61 191ZM145 189H146V188H145ZM38 190H39V193H38ZM55 190H58V187H57V189L55 188ZM62 190H63V189H62ZM70 190H71V189H70ZM188 190H189V189H188ZM63 191H64V190H63ZM65 191H66V190H65ZM147 191H148V189H147ZM149 191H150V190H149ZM153 191H154V190H153ZM193 191H194V190H193ZM185 192H186V191H185ZM63 193H64V192H63ZM146 193H147V192H146ZM152 193H153V192H152ZM64 194H65V193H64ZM149 194H150V193H149ZM153 194H154V193H153ZM155 194H156V193H155ZM151 195H152V194H150V196H151ZM152 196H154V195H152ZM98 197H99V196H98ZM145 197H146V196H145ZM147 197H148V196H147ZM17 198L20 199L19 201H17V202H19V204H20V203H21L20 201H22V200H21V198H19V196H18ZM96 198H97V197H96ZM148 198H149V197H148ZM153 198H154V197H153ZM167 198H168V197H167ZM144 199H146V198H144ZM150 199H152V197H151ZM164 199H165V198H164ZM203 199H204V198H203ZM96 200H98V199H96ZM142 200H143V199H141V201H142ZM23 201L25 202V200H23ZM23 201H22V202H23ZM65 201H66V200H65ZM74 201H75L74 203L77 204V202L80 201V200H78L77 202H76V200H74ZM146 201H147V200H146ZM197 201H198V200H197ZM238 201H241V200H238ZM245 201H247V199H246ZM98 202L100 203L99 200L97 201V204H98ZM143 202H144V201H143ZM26 203H27V202H26ZM67 203H68V202H67ZM72 203H73V202H72ZM72 203H71V204H72ZM79 203H80V202H79ZM79 203H78V204H79ZM145 203H146V202H145ZM147 203H148V202H147ZM194 203H195V202H194ZM240 203H241V202H240ZM63 204H64V203H63ZM69 204H70V203H69ZM95 204H96V203H95ZM95 204H94V205H95ZM141 204H142V203L140 202V205H141ZM157 204H158V203H157ZM20 205H22V204H20ZM23 205H25V203H24ZM68 206H69V205L67 204V207H68ZM70 206H71V205H70ZM96 206H97V205H96ZM98 206H99V205H98ZM98 206H97V207H98ZM100 206H102V204H100ZM100 206H99V207H100ZM137 206H138V205H137ZM154 206H156V204H155ZM174 206H175V205H174ZM72 207H73V206H72ZM76 207H77V206H76ZM78 207H79V206H78ZM86 207H87V209H88V206H87V205H86ZM152 207H153V206H152ZM65 208H66V204H65ZM70 208H71V207H69V209H70ZM73 208H74V207H73ZM73 208H72V209H73ZM94 208H95V207H94ZM94 208H92V210H93ZM158 208H159V207H158ZM161 208H162V207H161ZM191 208H192V207H191ZM69 209L66 208V210H69ZM72 209H70V210H72ZM90 209H91V208H90ZM95 209H96V208H95ZM97 209H98V208H97ZM99 209H100V208H99ZM129 209H130V208H129ZM149 209H151V207H150ZM154 209H156V208H154ZM70 210H69V211H70ZM92 210H91V211H92ZM137 210H138V209H137ZM159 210H160V209H159ZM164 210H165V209H164ZM225 210H226V209H225ZM96 211H97V210H96ZM96 211H95V212H96ZM139 211H140V210H139ZM167 211H169V210H167ZM18 212H19V211H18ZM27 212H28V211H27ZM93 212H94V211H93ZM95 212H94V213H95ZM126 212L129 213L128 209L126 210ZM126 212H125V213H126ZM132 212H133V211H132ZM137 212H138V211H137ZM89 213H90V212H89ZM89 213H88V214H89ZM102 213H103V212H102ZM156 213H157V212H156ZM92 214H93V213H92ZM92 214H91V215H92ZM98 214H99V213H98ZM133 214H134V213H133ZM145 214H146V213H145ZM145 214H144V216H145ZM148 214H149V212H148ZM154 214H155V213H154ZM91 215H89V216H91ZM126 215H127V214H125V216H126ZM218 215H219V214H218ZM103 216H104V214H103ZM123 216H124V215H123ZM131 216H132V215H131ZM104 217H105V216H104ZM107 217H109V216L107 215ZM152 217H153V216H152ZM94 218H95V217H94ZM98 218H99V217H98ZM129 218H130V217H129ZM129 218H128V219H129ZM144 218H145V217H144ZM215 218H216V217H215ZM230 218H232V217H230ZM241 218H242V217H241ZM89 219H90V218H89ZM92 219H93V218H92ZM99 219L101 220V218H99ZM102 219H103V217H102ZM107 219H108V218H107ZM109 219H110V218H109ZM112 219H113V217H112ZM124 219H125V218H124ZM124 219L122 220V222L124 221ZM130 219H131V218H130ZM147 219H150V218L147 217ZM147 219H146V220H147ZM151 219H152V218H151ZM216 219H217V218H216ZM249 219H250V218H249ZM97 220H98V219H97ZM103 220H104V219H103ZM117 220H118V219H117ZM126 220H127V219H126ZM126 220H125V222H126ZM159 220H160V219H159ZM250 220H251V219H250ZM93 221H94V220H93ZM101 221H102V220H101ZM101 221H100V222H101ZM105 221H106V219H105ZM107 221H108V220H107ZM110 221H111V219H110ZM114 221H115V220H114ZM128 221H129V220H128ZM143 221H144V219H143ZM143 221H140V222L145 223V222H143ZM147 221H148V220H147ZM90 222H91V221H90ZM96 222H97V221H96ZM112 222H113V221H112ZM122 222H121V223H122ZM125 222H124V223H125ZM137 222H138V221H136V224L139 223V225H141L140 222H138V223H137ZM246 222H247V221H246ZM94 223H95V222H94ZM94 223H93V225H94ZM98 223H99V221H98ZM103 223H104L103 225H105L106 222H103ZM117 223H118V222H117ZM127 223H128V222H127ZM159 223H160V222H159ZM91 224H92V223H91ZM96 224H97V223H96ZM96 224H95V226H96ZM110 224H111V227H112L113 223L110 222ZM130 224H131V222H130ZM133 224H134V223H133ZM136 224H135V225H136ZM145 224H146V223H145ZM145 224H144V225H145ZM235 224H236V223H235ZM119 225H120V224H119ZM119 225H118V226H119ZM139 225H138V226H139ZM144 225H142V226H144ZM147 225H148V224H147ZM150 225L152 226V223H151ZM229 225H230V224H229ZM263 225H264V224H263ZM65 226H66V225H65ZM101 226H102V225H100V228L104 229V227H101ZM113 226H114V225H113ZM124 226H125V225H124ZM148 226H149V225H148ZM148 226H146V227H148ZM156 226H157V224H156ZM93 227H94V226H93ZM97 227H98V225H97ZM115 227H117V226H115ZM115 227L113 228V231H114ZM127 227H128V226H127ZM127 227H125V229H126ZM131 227H132V225H131ZM144 227H145V226H144ZM11 228H12V227H11ZM87 228H89V227H87ZM91 228H92V227H91ZM107 228H108V227H106V229H107ZM120 228H122V227H120ZM137 228H138V227H137ZM139 228H140V227H139ZM212 228H214V227H212ZM7 229H8V228H7ZM93 229H95V228H93ZM102 229H100V230H102ZM129 229L132 230V228H129ZM144 229H145V228H144ZM109 230H110V229H109ZM117 230H118V228H117ZM117 230L115 231V233L117 232ZM119 230H120V229H119ZM135 230H136V228H135ZM140 230H141V229H140ZM142 230H143V229H142ZM145 230H146V229H145ZM153 230H154V229H153ZM245 230H246V229H245ZM254 230H255V229H254ZM89 231H90V230H89ZM91 231H92V230H91ZM97 231H98V230H97ZM102 231H105V229L102 230ZM106 231H107V230H106ZM106 231H105V232H106ZM133 231H134V230H133ZM138 231H139V230H138ZM105 232H104V233H105ZM110 232H111V231H110ZM110 232H109V233H110ZM123 232H124V231H123ZM125 232H126V231H125ZM148 232H149V231H148ZM198 232H199V231H198ZM213 232H214V231H213ZM251 232H252V231H251ZM77 233H78V232H77ZM94 233H95V232H94ZM98 233H100V231H98ZM98 233H97V236H98ZM102 233H103V232H102ZM111 233H112V232H111ZM131 233H132V232H130V234H131ZM138 233H139V232H138ZM227 233H228V232H227ZM95 234H96V233H95ZM100 234H101V233H100ZM100 234H99V237H101ZM122 234H123V233H121V235H122ZM136 234H137V233H136ZM215 234H216V233H215ZM253 234H254V233H253ZM73 235H74V233H73ZM101 235H102V234H101ZM106 235H107V237H108L107 232H106ZM111 235H114V234H111ZM116 235H117V234H116ZM128 235H129V233H128ZM76 236H77V235H76ZM109 236H110V234H109ZM123 236H124V235H123ZM123 236H122V238H123ZM131 236L133 237L132 234H131ZM134 236H135V234H134ZM143 236H144V235H143ZM203 236H204V235H203ZM237 236H238V235H237ZM242 236H243V235H242ZM242 236H240V237H242ZM105 237H106V236H105ZM118 237H119V236H118ZM129 237H130V236H128L127 238H129ZM250 237H251V236H250ZM73 238H74V237H73ZM108 238H109V237H108ZM127 238H126V239H127ZM133 238H134V237H133ZM136 238H137V237H136ZM234 238H235V237H234ZM83 239H84V238H83ZM83 239H82V240H83ZM204 239H205V238H204ZM204 239L202 238V239H199V240H203V242H205ZM230 239H231V236H230ZM236 239H237V238H236ZM78 240H79V238H78ZM108 240H110V239H108ZM112 240H113V239H111L110 241H112ZM114 240H115V239H114ZM117 240H118V239H117ZM123 240H124V239H123ZM128 240H129V239H128ZM130 240H131V239H130ZM130 240H129V241H130ZM231 240H232V239H231ZM231 240H229V241H231ZM241 240H242V239H241ZM74 241H75V239H74ZM80 241H81V240H80ZM84 241L86 242V240H84ZM115 241H116V240H115ZM119 241H120V240H119ZM121 241H122V240H121ZM218 241H219V240H218ZM220 241H221V239H220ZM229 241H228V242H229ZM72 242H73V241H72ZM77 242H78V241H77ZM77 242L75 243L76 245H77ZM89 242H90V241H89ZM199 242H200V241H199ZM242 242H243V241H242ZM80 243H81V242H80ZM90 243H91V242H90ZM114 243H115V242H114ZM120 243H121V242H120ZM120 243H119V244H120ZM151 243H152V242H151ZM229 243H231V242H229ZM75 244H74V245H75ZM122 244H123V243H122ZM125 244H126V243H125ZM145 244H146V243H145ZM203 244H205V243H203ZM218 244H219V243H218ZM238 244H239V242H238ZM241 244H242V243H241ZM84 245H85V244H84ZM195 245L197 246L198 244H195ZM200 245H201V244H200ZM223 245H224V244H223ZM226 245H228V243H226ZM86 246H87V245H86ZM111 246H112V245H111ZM117 246H118V244H117ZM220 246H221V245H220ZM75 247H76V246H75ZM82 247H83V246H82ZM113 247H114V246H113ZM115 247H116V246H115ZM118 247H119V246H118ZM118 247H117V248H118ZM132 247H133V246H132ZM203 247H204V246H202V248H203ZM214 247H215V246H214ZM86 248H87V247H86ZM89 248H90V247L88 246V249H89ZM107 248H108V247H107ZM147 248H148V247H147ZM198 248H199V247H198ZM211 248H212V247H211ZM216 248H217V247H216ZM219 248H220V247H219ZM222 248H223V247H222ZM77 249H78V248H77ZM119 249H121V248L119 247ZM122 249H123V246H122ZM133 249H134V248H133ZM166 249H167V248H166ZM204 249L207 250L208 248L205 247ZM204 249L202 250V253L200 252L201 255H202L203 253H206V251L204 252ZM126 250H127V249H126ZM126 250H125V251H126ZM199 250H200V249H199ZM110 251H111V250H110ZM110 251H108V253H109ZM114 251H115V250H114ZM120 251H121V250H120ZM163 251H164V250H163ZM196 251H197V250H196ZM200 251H201V250H200ZM211 251H212V250H211ZM73 252H74V251H73ZM118 252H119V250H118ZM150 252H151V251H150ZM169 252H170V251H169ZM194 252H195V250H194ZM58 253H60V252L58 251ZM71 253H72V252H71ZM115 253H116V251H115ZM197 253H198V252H196L195 254H197ZM200 253H198V255H199ZM113 254H114V253H113ZM195 254L192 255V256H195ZM2 255H3V254H2ZM43 255H44V254H43ZM162 255H163V254H162ZM5 256H6V255H5ZM58 256H59V254H58ZM110 256H111V255H110ZM68 257H69V256H68ZM169 257H170V256H169ZM5 258H6V257H5ZM128 258H129V257H128ZM150 258H152V257L150 256ZM153 258H154V257H153ZM161 258H162V257H161ZM163 258H164V257H163ZM167 258H168V256H167ZM167 258H166V259H167ZM60 259H61V258H60ZM157 259H158V258H157ZM141 260H142V259H141ZM127 261H128V260H127ZM117 262H118V261H117ZM86 264H87V263H86ZM157 264H158V263H157Z\"/></svg>",
    "mask_w": 264,
    "mask_h": 264
},
{
    "label": "clouds",
    "instance_id": "3",
    "mask_svg": "<svg viewBox=\"0 0 264 264\" xmlns=\"http://www.w3.org/2000/svg\"><path fill=\"white\" fill-rule=\"evenodd\" d=\"M167 264H264V245L252 252L237 250L231 254L217 247L204 255L173 257Z\"/></svg>",
    "mask_w": 264,
    "mask_h": 264
}]
</instances>
